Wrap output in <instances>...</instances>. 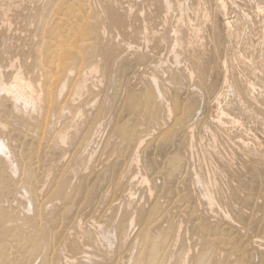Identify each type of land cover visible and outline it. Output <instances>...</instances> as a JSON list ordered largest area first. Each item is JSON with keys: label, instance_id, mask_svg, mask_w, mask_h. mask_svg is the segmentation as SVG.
Instances as JSON below:
<instances>
[{"label": "rangeland", "instance_id": "rangeland-1", "mask_svg": "<svg viewBox=\"0 0 264 264\" xmlns=\"http://www.w3.org/2000/svg\"><path fill=\"white\" fill-rule=\"evenodd\" d=\"M44 1L45 0H42V1L41 0L39 1L38 0H35V1L34 0H0V26L2 25V27H0V73L4 75V78L6 79V81H10L13 75L12 73H14L21 66L20 69L23 72L26 79L29 80L30 78V81L33 82L35 86L39 85L41 86L42 89L46 87L44 89V92L47 90V92H45V95H44V105H43V110L41 114H37L33 112L18 113L14 111L13 103L10 101V99H8L4 95L0 97V107L2 106L0 108V125L3 123V125L0 126L1 127L0 128V138L4 139L7 146L9 145L8 148L9 147L11 148V149L9 148V150L13 154L12 163L15 164L14 167L16 169V171H13L12 168H10L11 167L10 163L5 159V157L0 155V168L3 169V171L2 169H0L2 172V173L0 172V179H2V181L0 180V182H2V184L0 183V188H1L0 189L1 190L0 191V217H1L0 221L2 220L0 222V228H1L0 232L2 234V236L0 234V238L2 240L4 239L3 241L0 239V244H1L0 248L2 249L5 246L4 249H6L8 246H10L8 247V249H6V251L5 250L2 251L0 249L1 255H3L2 253H4V251L8 252V253H4L5 257L0 256V258L2 257L6 258V256H8L6 258L7 262L6 260L2 258L0 259L1 260L0 264H2L3 261H4V264H11V262L9 263L10 259L13 260L12 264H22V263L23 264L24 263H27V264H46V263L47 264H50V263L51 264H150V263L151 264H264V241H263L264 240V218H263L264 217V196H263L264 195V108H263L264 107V87H263L264 81H261V80H264V0H224L226 4V8H227L226 19L230 21L231 23L229 29H227V27L225 26V21H226L224 19L225 16L223 13H221L218 7V4H217L218 0H192V1L186 0V2L185 0H179L181 2H185L186 7H190L191 9L187 11V13L185 14L184 20L182 21V23L178 21L179 17L181 16L180 10L177 8L178 0H169L170 2L173 3V9L171 10H168L167 6L164 5L166 4L165 3L166 0L165 1L164 0H157V1L154 0L153 1L154 3L152 2V0L151 1L150 0H142V1L137 0V2L136 0L135 1L132 0L131 2L130 0L129 2L128 0H109V1L106 0L108 2H105V0H102V1H99V0H74V1L70 0V2H74L72 6L69 5L71 4L69 3V0H65L64 2L63 0H59L58 5H55L56 3H58L56 2L58 0H48L45 3ZM83 1L84 3H87L84 5L89 6V7L84 6ZM96 1H98L97 2L98 4H95ZM43 3L45 4V6L43 5ZM130 3L131 5H129ZM93 4H95V7H93L94 6ZM216 5L217 7L215 8ZM129 6L130 8L128 9ZM131 6L133 8H131ZM141 6L143 9L141 8ZM202 6H204V8L207 9L210 19L209 18L205 19L202 13L198 12V9L199 8L202 9ZM56 8H58V10ZM101 9L102 11H100ZM112 9H114L115 11L114 10L111 11ZM90 10H92V12ZM118 10H120L119 11L120 13L118 12ZM123 10H126L124 11L125 15L122 12ZM95 11L97 15L94 13ZM8 12L11 14H9ZM41 12H44V13H41ZM109 12L110 13L113 12L112 13L113 15L109 14ZM165 12L166 13L168 12V14H166ZM176 12L179 14H176ZM151 13L153 16L151 15ZM154 13L156 14L155 16H154ZM217 13H219V15H217ZM43 14H45L46 16ZM84 14L85 16H83ZM107 14L110 15L111 17L113 16V18H111ZM128 15L131 16L132 20ZM222 16L224 17L222 18ZM34 17L39 19L38 20L39 22H37V19H35ZM54 17H57V18L55 19ZM74 17L75 18L77 17V18L75 19ZM86 17L87 19L85 20ZM117 17L121 21L117 20ZM29 18L30 20H33V21H30ZM42 18H44L45 21ZM126 18H129V19L126 20ZM161 18H162V21H159L161 20ZM166 18L169 21H167ZM27 19L33 24L30 23ZM91 19H94V20H91ZM110 19H114V20H111L110 22ZM139 19L141 20L140 22H139ZM97 21L99 22L97 23ZM129 21H130V24H127ZM23 22L24 23L26 22V23L23 24ZM27 22H29L30 24L27 25ZM35 22H37L38 24L40 23V25L42 23V29H41V26H39L36 23L38 26L37 28ZM80 22L82 23L84 22L85 24L83 25ZM91 22L93 24H95L96 22L97 24L93 25ZM107 22L110 24H108ZM118 22H121L124 26L127 27V29L130 26L131 31L133 30V32H130L129 29L126 32V27H124L121 23L118 24ZM101 23L103 24L101 25ZM104 23L105 24L107 23L108 25L106 24L107 25L106 26ZM131 23H134L137 26L138 25L139 26L136 27V25L134 24L131 25ZM50 24H51V27L49 26ZM57 24L59 25V28ZM81 24L83 25L84 28L80 26ZM171 24H172V27L170 26ZM29 25H30V28H29ZM46 25L47 27H50L52 29L50 30L49 28L46 27ZM77 25H78V29H77ZM89 25H92V26H89ZM104 25L106 26L105 28H104ZM118 25H120V27H118L117 29L116 27ZM98 27L99 28L101 27V29H99ZM149 27L151 28V30ZM215 27L217 29H215ZM36 28L37 30L35 31L36 33H34L35 34L34 36L33 34L34 31L32 30L33 29L35 30ZM79 28L81 29V31L84 29L83 32H81ZM142 28H144L145 33L149 32V35L143 33L144 30H142ZM170 28H173V29L171 30ZM26 29L27 30L32 29L31 34H29L28 32L30 30L27 31ZM90 29H91V32H90ZM105 29H108V31ZM115 29H117L118 31H116ZM77 30L78 32H76ZM101 30L102 32H100ZM195 30H200V35H199L200 37H197ZM210 30H212L213 32H211ZM69 31L71 32L68 33ZM189 31H191L192 33ZM215 31H217L218 35L216 34ZM92 32H95L96 34ZM112 32H114L115 35ZM138 32L140 33L138 34ZM205 32L207 35L205 34ZM226 32H228V34ZM27 33L28 35H30V36L27 35L29 39L26 36ZM76 33L78 34L76 36L77 38L75 37ZM121 33L123 35H121ZM93 34H94V37H93ZM135 34H138L139 36L138 35L135 36ZM155 34L157 36H155ZM169 34L171 35V38ZM31 35L34 38H32ZM111 35H112V38L114 37L113 39L115 43L114 41L110 40L112 39ZM140 35L141 37L142 36L143 37L141 38ZM190 35L191 37H189ZM22 36H23V39H22ZM86 36H88V38L90 36V39L86 38ZM102 36H103V40H102ZM153 36L155 37L153 38ZM64 37H68V38L64 39ZM74 37L75 39H73ZM176 37L181 40L180 41L182 42L181 45H176L174 41L177 39ZM152 38L154 40H152ZM172 38L174 39L173 41L171 40ZM24 39L27 40V41L25 40V44H24ZM61 39H63V41ZM41 40L44 41L43 42L44 44L40 42ZM59 40H60V43L58 42ZM89 40H91V42ZM99 40H101L102 42L98 43L100 42ZM141 40L143 42V45H142V42H139ZM188 40L189 42H187ZM61 41L63 43H61ZM84 41L87 43H84ZM227 41L229 42V44ZM36 42L40 44L39 47L36 44ZM65 42L67 43L70 42L69 44H73L75 42L73 45L76 44L77 50L75 47H74L75 49L72 48L73 45H69L72 48L71 49L70 47L67 46L68 44ZM92 42H93V45L91 44ZM116 42L118 43L120 47L117 45H114V44H117ZM58 43L59 45L60 44L61 45L57 46ZM189 43H195V45L193 44V46L189 47ZM64 44H66L69 50L67 47H66L67 48L66 50V48L62 46ZM83 44L85 45L82 46ZM98 44H100L101 46ZM107 44L109 47L107 46ZM31 45H32V48H30L29 50V47H31ZM95 45L97 47L96 50L94 49ZM87 46L88 47L90 46L92 48H87ZM58 47H62L61 51L63 53L60 51ZM133 48L134 49L136 48V50H134ZM225 48H227L226 51H225ZM78 49L80 52L78 51ZM210 49L214 50L213 51L214 53H212ZM28 50L31 51L29 55H28L29 53ZM97 50L99 53L97 52ZM86 51H88L87 52L88 54L86 53ZM73 52H76V54ZM220 52H221V55L219 54ZM54 53L55 54L57 53V54L55 55ZM65 53H68V54H65ZM216 53H217V56H216ZM42 54L44 58L40 59V55L42 57ZM58 54L62 55V58L60 56V59H59ZM85 54H87V56L91 55L92 58L91 56L87 57ZM94 54L95 55L99 54L100 56L97 55L98 56L97 57V56H94ZM76 55L77 56L80 55V58L79 57L75 58L77 57ZM24 56L25 58H23ZM52 56L56 60L52 59L53 58ZM72 56L74 58H72ZM209 56L211 58H209ZM95 57L97 60L93 59ZM99 57H101V60L99 61L100 63L102 62L101 64L98 63V59H100ZM208 58L212 61L210 60L207 61ZM67 59H69V61ZM49 60L52 61L51 62L52 64L54 63V61L56 63L57 60L58 61L62 60L61 62H59L60 63L59 66H61V70L58 71V69L60 68L56 69V67H58L56 66L57 64L51 65ZM87 60H90V61L87 63ZM94 61L98 63L97 66L95 65L96 63ZM157 61H159L158 66H157ZM22 63L24 67L22 66ZM49 63L50 65H48ZM14 64L17 66L15 67ZM35 64L37 67L35 66ZM79 64L82 65V67L85 66L84 70L83 68H82V71L80 70L81 68ZM84 64H87V66ZM89 64L90 65L94 64L96 66L95 68H99L97 69L96 74L90 75L91 70H92L91 68H94V67L92 65L91 67L88 66ZM41 66L44 68H42ZM53 66L55 67V69L53 68ZM31 67L32 69L33 68L34 69L32 70ZM45 67L47 70L50 69L49 70L50 74L47 73L49 71L44 70ZM77 67L79 68L80 71L77 70L78 69ZM101 67L103 68V70ZM261 68H263V71ZM86 69L89 71H86ZM206 69L208 72H206ZM28 71H30L29 72L30 75L28 74ZM41 71H43V74ZM54 71L56 72V74ZM61 71H63L64 74ZM216 71L218 73H216ZM78 72L79 74H77ZM44 73L46 74L44 75ZM51 73L54 75H52ZM205 74L207 75L209 74V75L207 76ZM212 74L214 75V79L212 78L213 77ZM48 75L50 76L52 75V77L57 76L58 78L65 75L63 76L65 78L62 77L63 79L60 78L61 80L58 79L57 77H54V79L52 77L47 78ZM77 75L79 77H77ZM104 75L105 77H103ZM32 76H33V79H32ZM174 76H175V79H174ZM39 77H41L42 79L41 78L39 79ZM55 78L58 79V81L55 80ZM77 78L78 80H76ZM84 78L87 79L85 80V82L83 80ZM109 79H110V82H108ZM157 79H159L160 82H158L159 80ZM40 80H41V83H40ZM103 80H104V83H103ZM74 81L76 82V84ZM99 81L101 82L99 83ZM154 81H155V84H154ZM49 82L51 85L49 84ZM73 83H74V89H73V86H71V84L73 85ZM142 83L144 84V86ZM249 83L250 85H248ZM48 84L50 87L51 86L53 87L54 85L53 90L55 89V91H53L52 89L49 90L48 88L50 87L47 86ZM43 85H46V86L43 87ZM82 85H85V88H82ZM93 85L96 87H94ZM157 87L159 88L157 89ZM145 88L147 89L146 91H144ZM69 90H70V93H72V94L69 93L70 96L68 94ZM50 91H52L53 93H51ZM206 91H208V93ZM61 92H62V95H61ZM63 93L65 94L63 95ZM46 94L47 96L49 95L50 96L47 97ZM51 94H53V96ZM139 94L142 95L140 97L144 98V100H141V98L138 96ZM181 94H184V95H181ZM68 96H69V99H68ZM132 96H134V98ZM178 96H179V99H178ZM51 97H53V99L56 98L54 99L55 102L53 101ZM149 97L150 99H152L151 101ZM154 97H155V100L153 101ZM129 98H131L130 101H129ZM45 99H47L48 101H46ZM125 99H126V104L124 102ZM146 99H149V100H146ZM172 99L174 100L172 101ZM176 99H178V102ZM62 100L64 103H62ZM256 100L258 102H256ZM51 101L53 102V106H55L54 108L53 106L49 105V103L52 104ZM113 101L114 102L118 101V102L114 103ZM123 102L124 104H122ZM151 102H155V103L153 104ZM46 103L48 104V106H46L47 105ZM90 103L93 105H91ZM110 103L114 105H111ZM139 103H141L140 106H139ZM191 103L193 105H191ZM8 104H9V107H8ZM54 104H57V105H54ZM151 104H153V106ZM178 104H180V106ZM183 104L185 106H183ZM157 105L159 107H157ZM163 105L166 107H164ZM176 105L181 107V109H176L177 108ZM194 105L196 106V108ZM141 106L142 107L144 106L143 109H145V112L143 109H139V108H142ZM7 107L8 109H6ZM103 107L104 109H102ZM184 107L185 108L188 107L187 108L188 110L185 109L186 112L184 110ZM60 108L61 110L58 111V109ZM174 108H175V111H174ZM191 108L192 110H190ZM101 109H102V112H101ZM10 110L13 111V113L10 114L11 112ZM63 110L64 111L67 110V111L61 113L60 111H63ZM1 111H2V114H1ZM50 111L52 112L56 111L57 113L54 112L53 114ZM149 111L152 113H149ZM3 112L5 114L9 112L8 113L9 115L7 114L8 115L7 117L9 118H6V115L3 114ZM47 112L50 113V115ZM79 112L80 114H78ZM179 112L181 113L183 112L184 114L182 113L181 114L182 116H180ZM14 113H16V115L18 114L17 115L18 117ZM44 113L45 115L47 113L48 116H44ZM168 114L169 115L174 114V115L169 116ZM186 114L187 115L189 114V115L187 116ZM57 115H58V118H57ZM117 115H120V117H118ZM129 115L130 117H128ZM44 117H47L49 120L47 121L46 120L47 118H44ZM150 117L152 118L151 120H150ZM17 118H19L18 122H17ZM148 118H149V121L146 120ZM21 119L22 121H20ZM232 119L238 120L239 123L235 124ZM116 120L118 121V123H116L117 122ZM180 120L182 121V123H180L181 122ZM23 121L25 122L23 123ZM44 121L45 123L43 125ZM96 121L98 122L97 124H95ZM123 122L124 124L125 123L126 124L124 125ZM75 123H76V126H75ZM133 123H136V124H133ZM6 125L7 127H5ZM114 126H116V128ZM126 126H128V129H126L127 128ZM129 126L131 127V129H133L132 131H130L131 129H129ZM44 127L47 128L46 129L47 131L46 130L42 131L44 130ZM28 128L30 129V131H28L29 130ZM65 130H67L68 132L71 131L72 133L71 132L69 133L68 141L66 143L61 144L62 141H60L59 136ZM5 131H7L9 134L7 135V132ZM41 131L47 132V133L42 134ZM2 132L3 133L5 132V134H3ZM34 132H36L35 134H37L38 132L39 133L36 136ZM40 132H41V135H39ZM56 132L57 134H55ZM129 132H131V134ZM135 132H137V135ZM77 134H80V135H77ZM125 134H127L129 138ZM131 135H133V137ZM160 135H163V136H160ZM17 137L19 138L18 140L20 143L17 141L16 142L19 143L20 145L19 144L17 145V143L15 142V140H17L16 139ZM55 140L57 142H55ZM117 140L119 143L117 142ZM34 141H36V143ZM80 141H81V145H80ZM109 141H111V143ZM124 141H126V143ZM214 141H215V144H214ZM31 142H33L34 144H31ZM37 143L39 147H37ZM25 144H27L29 148H27V145ZM21 145L23 146L22 148H21ZM30 145L35 147V149L32 147L30 148ZM201 146H202V150L200 148ZM210 147H212L215 151ZM25 148L28 152L25 151ZM195 148H197V151ZM37 149L38 151H40L39 153ZM211 149L212 151H210ZM23 152H25V154L27 153L26 154L27 156ZM135 152L136 153L138 152L137 155ZM204 152L206 154H204ZM37 153L39 155H37ZM172 153L173 154L175 153V156ZM248 153L250 154V156ZM23 155H25L24 156L25 159H23ZM30 155L31 156L33 155L32 157H35V158H33L32 160L31 159L32 157ZM178 155H179V158L177 157ZM182 155L186 156L187 158ZM199 155H200V158H199ZM20 156H22V158ZM27 157L30 158L28 159V162H27ZM250 157H252L253 159L251 160ZM176 158H178V161ZM21 161L22 162L24 161L23 164H20ZM174 161L176 162V164ZM209 162H211V164H209ZM246 162H249V163H246ZM251 162L255 163L256 166L254 164H251ZM27 163L30 169L28 168ZM29 163H32V164L40 163V164L38 165L34 164L35 166L31 165L33 167V170H32ZM219 164L222 167H220ZM24 165H26L25 167L28 169H26ZM44 165L45 167H43ZM151 165L153 167L155 165L154 169ZM211 165L215 166V169H213L212 171H211L212 169ZM252 165L255 168L257 167L259 171L258 169H255ZM260 165H263V166H260ZM35 167H38V168H35ZM156 167L159 168L158 169L159 171L157 170ZM216 167L218 168V171L216 170ZM24 168L26 170H24ZM226 169H228L229 172L228 170L226 171ZM23 170L24 172L25 171L26 172L24 173ZM30 170H31V173H30ZM160 170L162 172H160ZM215 170L218 174H221V172H223L224 170L222 174L224 175L223 177H225L226 180L221 179L223 178L222 176L221 178L220 176L218 177L219 186L217 185L216 188L218 189L217 190L215 189V192L217 191L216 198H217L218 206L215 205L216 207L214 206L213 208H211L210 206H208L209 205L208 202L204 198H202L201 188L196 182L198 181L199 178H204V177L206 178L208 174L212 173ZM33 172L36 175L34 178H32L34 175ZM225 172L227 173L226 175H225ZM230 172L232 175L230 174ZM21 173L22 174L24 173L25 176L22 177ZM155 173L157 174L160 173V174L157 175ZM167 173L168 174L170 173V174L168 175ZM126 176L127 178H124ZM144 176L147 177L149 180L151 179V181H149V183L144 182L142 180ZM152 176L154 178H152ZM162 176H164V179L162 178ZM226 176L228 179L226 178ZM19 177H21L22 180H20ZM25 177H28V178L26 179ZM12 178H13V181H12ZM4 179H7V180H4ZM36 179L39 183L36 181ZM34 180H35V184H33ZM10 181L13 184L12 183L10 184ZM4 182L6 183V186L8 185V187L5 186ZM89 185L91 186V188ZM12 186H14L15 188H13ZM36 187H37V191L35 190ZM87 188L88 190H90L89 193H87L88 192ZM60 190L62 192H60L59 194ZM198 190L200 193L197 192ZM226 191H228L229 196L227 195ZM35 193H37L36 194L37 196H35ZM4 194L6 195L4 196ZM128 194H130L132 197H130V195ZM241 195H244V196H241ZM37 197L38 199H36ZM225 197H226L227 202L225 201ZM245 199H247L246 200V202L248 201L247 203L245 202ZM29 201L32 203V208H30ZM235 203H237L238 205H236ZM142 207L145 208L144 210H147L148 212L144 211ZM67 208H68V211L66 210ZM11 209L13 212L10 213ZM38 209H41V214H39L40 210ZM72 211H75V212L73 213ZM143 211L145 213H143ZM251 214H252V217H251ZM9 215L10 216L12 215V216L9 217ZM16 215H19L20 217ZM57 215L59 216V218ZM226 215L228 217H226ZM15 216L18 218L20 222L17 220ZM38 216L39 217L41 216V219ZM151 218L155 219V220L153 219L154 222L152 221ZM46 219L50 224L48 223L46 224L47 222ZM150 219H151V222L153 223L150 222ZM244 219H246V221ZM24 220L25 221L27 220L29 223L25 222ZM26 223L30 225L28 224L26 225ZM39 226H42L44 228L43 229L42 227L39 228ZM77 226L78 228L79 226L80 228L82 227V229L80 228L78 229ZM39 230L41 232H39ZM71 230L73 232L75 230L77 234L75 232L73 233ZM30 231L31 233L33 231L32 235H29ZM83 231L87 234V236ZM71 232H72V237L70 234ZM145 232L147 233L149 232V233L146 234ZM106 233L108 235H105ZM36 234H38L40 238H38L39 236ZM13 236H14V239H13ZM15 237L18 238L20 242L18 239H15ZM5 238L7 240L9 239L8 240L9 242L12 239L13 241H11L10 242L11 244H10ZM26 239L27 240L30 239V240L27 241ZM5 240L8 246L6 245ZM35 240L39 241L40 243L36 242ZM53 240L55 241L53 242ZM152 240H154V243L156 245L153 244ZM26 242L28 246L30 245L28 248H27ZM11 245L14 247H11ZM53 245L55 248H53ZM158 246L161 248V250L158 249L159 248ZM11 248L12 249L14 248V249L12 250ZM26 248L29 250H27ZM251 248L253 249V251ZM30 249L32 251L36 250V252L32 253ZM53 249H55V252H53L55 254L52 253ZM11 250H12V253H10ZM10 254L12 256L14 255L15 257L11 256L10 258ZM66 259H68L69 261Z\"/></svg>", "mask_w": 264, "mask_h": 264}, {"label": "bare ground", "instance_id": "bare-ground-1", "mask_svg": "<svg viewBox=\"0 0 264 264\" xmlns=\"http://www.w3.org/2000/svg\"><path fill=\"white\" fill-rule=\"evenodd\" d=\"M34 1H35V0H34ZM38 1H39V0H38ZM41 1H42V0H41ZM47 1H48V0H45L44 3L47 2ZM64 1H65V0H63V2H64ZM73 1H74V0H73ZM99 1H102V0H99ZM108 1H109V0H108ZM108 1L105 0V2H108ZM131 1H132V0H130V2H131ZM133 1H135V0H133ZM138 1H139V0H138ZM141 1H142V0H141ZM150 1H151V0H150ZM153 1H154V0H152V2H153ZM156 1H157V0H156ZM164 1H165V0H164ZM164 1H163V2H164ZM191 1H192V0H191ZM23 2H24V1H23ZM56 2H58V3H56L55 5H58V4H59V0L56 1ZM66 2H67V1H66ZM89 2H90V1H89ZM97 2H98V1H96V3H95V2H94V3H95V4H98ZM128 2H129V0H128ZM136 2H137V0H136ZM152 2H151V4H152ZM176 2H177V1H176ZM185 2H186V0H185ZM185 2H181V1L178 0V7H177V8L180 10V15H181V16L179 17V20H178V21L181 22V23H182V21L184 20V16H185V14L187 13V11L191 10L190 7H186ZM187 2H188V1H187ZM216 2H217V1H216ZM44 3H43V5L45 6ZM69 3H71V4H69L70 6H72V4H74V2H70V0H69ZM133 3H134V2H133ZM153 3H154V2H153ZM165 3H166V4H164V5L167 6V9H168V10L173 9V3H172V2H170L169 0H166ZM200 3H201V2H200ZM23 4H24V3H23ZM39 4H40V3H39ZM39 4H38V5H39ZM52 4H54V3H52ZM64 4H65V3H64ZM84 4H87V3H84V1H83V5H84ZM88 4H90V3H88ZM95 4H93V5H94L93 7H95ZM107 4H108V3H107ZM143 4H144V3H143ZM217 4H218V7H219L221 13H223L224 16H225V18H224V19L226 20V21H225V26L227 27V29H229L231 23H230V21H228V20L226 19V16H227V8H226V4H225L224 0H218V3H217ZM129 5H131V3H130ZM153 5H154V4H153ZM153 5H152V6H153ZM187 5H188V4H187ZM39 6H40V5H39ZM39 6H38V7H39ZM41 6H42V5H41ZM84 6H86V5H84ZM91 6H92V5H91ZM91 6H90V7H91ZM98 6H99V5H98ZM119 6H120V5H119ZM145 6H146V5H145ZM166 6H164V7H166ZM207 6H208V5H207ZM46 7H47V5H46ZM55 7H56V6H55ZM55 7H54V8H55ZM82 7H83V6H82ZM86 7H89V6H86ZM86 7H85V8H86ZM193 7H194V6H193ZM216 7H217V5L215 6V8H216ZM15 8H16V7H15ZM21 8H22V7H21ZM43 8H44V7H43ZM43 8H42V9H43ZM50 8H51V7H50ZM54 8H53V9H54ZM59 8H61V7H59ZM69 8H70V7H69ZM104 8H105V7H104ZM111 8H112V7H111ZM116 8H117V7H116ZM129 8H130V6L128 7V9H129ZM131 8H133V7L131 6ZM141 8H142V6H141ZM197 8H198V7H197ZM56 9L58 10V8H56ZM105 9H106V8H105ZM142 9H143V8H142ZM167 9H166V10H167ZM18 10H19V9H18ZM39 10H40V9H39ZM57 10H56V11H57ZM69 10H70V9H69ZM92 10H93V9H92ZM92 10H90V11L92 12ZM95 10H96V9H95ZM113 10H114V9H112L111 11H113ZM133 10H134V9H133ZM96 11H97V10H96ZM96 11H95L94 13L97 15ZM100 11H102V9H101ZM109 11H110V10H109ZM114 11H115V10H114ZM116 11H117V10H116ZM119 11H120V10H118V12H119ZM124 11H126V10H123V11H122V12L124 13V15H125V12H124ZM128 11H129V10H128ZM220 11H218V12H220ZM26 12H27V11H26ZM33 12H34V11H33ZM39 12H40V11H39ZM45 12H46V11H45ZM81 12H82V11H81ZM134 12H135V11H134ZM148 12H149V11H148ZM152 12H153V11H152ZM198 12H201L202 15H203V17H204L205 19H208V18H209L208 11H207L206 8H204V6H202V9L199 8V9H198ZM214 12H215V11H214ZM8 13H9V12H8ZM41 13H44V12H41ZM52 13H53V12H52ZM56 13H57V12H56ZM89 13H90V12H89ZM89 13H88V14H89ZM112 13H113V12H111V13L109 12V14L113 15ZM119 13H120V12H119ZM165 13H166V12H165ZM170 13H171V12H170ZM209 13H210V12H209ZM6 14H7V13H6ZM9 14H11V13H9ZM34 14H35V13H34ZM67 14H68V13H67ZM135 14H136V13H135ZM139 14H141V13H139ZM142 14H143V12H142ZM166 14H168V12H167ZM176 14H179V13L176 12ZM176 14H175V15H176ZM7 15H8V14H7ZM43 15H45V14H43ZM43 15H42V16H43ZM75 15H76V14H75ZM89 15H90V14H89ZM107 15H108V14H107ZM116 15H118V14H116ZM121 15H122V14H121ZM130 15H131V14H130ZM151 15H152V13H151ZM155 15H156V14L154 13V16H155ZM164 15H165V14H164ZM164 15H163V16H164ZM193 15H194V14H193ZM217 15H219V13H217ZM4 16H5V15H4ZM32 16H33V15H32ZM35 16H37V15H35ZM40 16H41V15H40ZM45 16H46V15H45ZM45 16H44V17H45ZM61 16H62V15H61ZM83 16H85V14H84ZM87 16H88V15H87ZM108 16H110V15H108ZM128 16H129V15H128ZM140 16H141V15H140ZM149 16H150V15H149ZM152 16H153V15H152ZM163 16H162V18H163ZM196 16H197V14H196ZM224 16H222V18H223ZM38 17H39V16H38ZM110 17H111V16H110ZM129 17L131 18V16H129ZM138 17H139V15H138ZM150 17H151V16H150ZM214 17H215V16H214ZM217 17H218V16H217ZM34 18L37 19L36 17H34ZM54 18L56 19L57 17H54ZM74 18H75V17H74ZM76 18H77V17H76ZM76 18H75V19H76ZM111 18H113V16H112ZM115 18H116V17H115ZM141 18H142V17H141ZM153 18H155V17H153ZM162 18H161V20H159V21H162ZM173 18H174V17H173ZM191 18H192V17H191ZM19 19H20V17H19ZM21 19H22V18H21ZM25 19H26V18H25ZM35 19H34V20H35ZM42 19H44V18H42ZM55 19H54V20H55ZM64 19H65V18H64ZM86 19H87V17L85 18V20H86ZM95 19H96V18H95ZM108 19H109V17H108ZM124 19H125V18H124ZM127 19H129V18H126V20H127ZM143 19H144V17H143ZM143 19H142V20H143ZM164 19H165V17H164ZM166 19H167V18H166ZM202 19H203V18H202ZM209 19H210V18H209ZM217 19H218V18H217ZM27 20H28V19H27ZM29 20H30V18H29ZM29 20H28V21H29ZM38 20H39V19H37V22H39ZM40 20H41V19H40ZM72 20H73V19H72ZM91 20H94V19H91ZM91 20H90V21H91ZM111 20H114V19H110V22H111ZM117 20H119L118 17H117ZM117 20H116V22H117ZM131 20H132V18H131ZM151 20H152V19H151ZM151 20H150V21H151ZM9 21H10V20H9ZM9 21H8V22H9ZM19 21H20V20H19ZM30 21H33V20H30ZM30 21H29V22H30ZM35 21H36V20H35ZM42 21H43V20H42ZM44 21H45V19H44ZM90 21H89V22H90ZM108 21H109V20H108ZM119 21H121V20H119ZM140 21H141V20L139 19V22H140ZM148 21H149V20H148ZM164 21H166V20H164ZM164 21H163V22H164ZM167 21H169V20L167 19ZM173 21H174V20H173ZM187 21H188V20H187ZM192 21H193V20H192ZM207 21H208V20H207ZM6 22H7V21H6ZM29 22H27V25L30 24V23H32V22H30V23H29ZM37 22H35V24H36ZM47 22H48V21H47ZM69 22H70V21H69ZM89 22H88V23H89ZM92 22H93V21H92ZM92 22H91V23H92ZM98 22H99V21H97V23H98ZM131 22H132V21H131ZM143 22H144V21H143ZM151 22H152V21H151ZM163 22H162V23H163ZM171 22H172V21H171ZM188 22H189V21H188ZM197 22H198V21H197ZM10 23H11V22H10ZM25 23H26V22H25ZM25 23L23 22V24H25ZM53 23H54V22H53ZM70 23H71V22H70ZM80 23H82V22H80ZM88 23H87V24H88ZM97 23L95 22V24H97ZM107 23H108V22H107ZM107 23H106V24H107ZM113 23H115V22H113ZM120 23H121V22H118V24H120ZM125 23H126V22H125ZM134 23H135V22H134ZM134 23H131V25L134 24ZM156 23H157V22H156ZM199 23H200V22H199ZM205 23H206V22H205ZM216 23H217V22H216ZM216 23H215V24H216ZM32 24H33V23H32ZM32 24H31V25H32ZM35 24H34V25H35ZM37 24H38V23H37ZM37 24H36V26H37ZM43 24H44V23H43ZM61 24H62V22H61ZM82 24L84 25L85 23L83 22ZM82 24L80 25L81 27H83ZM92 24H93V23H92ZM95 24H93V25H95ZM102 24H103V23H101V25H102ZM104 24H105V23H104ZM106 24H105V25H106ZM108 24H110V23H108ZM108 24H107V25H108ZM116 24H117V23H116ZM116 24H115V25H116ZM121 24H122V23H121ZM127 24H130V21H129ZM127 24H126V25H127ZM137 24H138V23H137ZM144 24H145V23H144ZM144 24H143V25H144ZM165 24H167V23H165ZM184 24H185V23H184ZM34 25H33V26H34ZM38 25L41 26V29H42V23H41V25H40V23H39ZM44 25H45V24H44ZM57 25H58V24H57ZM105 25H104V28L107 26V25H106V26H105ZM111 25H112V24H111ZM122 25H123V24H122ZM122 25H121V26H122ZM134 25H136V24H134ZM140 25H141V24H140ZM168 25H169V24H168ZM7 26H8V25H7ZM49 26L51 27V24H50ZM52 26H53V24H52ZM89 26H92V25H89ZM109 26H110V25H109ZM109 26H108V27H109ZM123 26H124V25H123ZM128 26H129V25H128ZM138 26H139V25H138ZM138 26L136 25V27H138ZM146 26H148V25H146ZM150 26H151V25H150ZM170 26L172 27V24H171ZM189 26H190V25H189ZM195 26H196V25H195ZM200 26H201V25H200ZM202 26H203V25H202ZM216 26H217V25H216ZM0 27H2V25H1ZM9 27H10V26H9ZM11 27H12V25H11ZM18 27H19V26H18ZM27 27H28V26H27ZM31 27H32V26H31ZM46 27H47V25H46ZM50 27H47V28H49V29L51 30L52 28H50ZM71 27H72V26H71ZM118 27H120V25H118L116 28L118 29ZM124 27H126V26H124ZM143 27H144V26H143ZM176 27H177V26H176ZM198 27H199V26H198ZM29 28H30V25H29ZM37 28H38V26H37ZM37 28H36L35 30H34V29H33V30L31 29L32 31H34L33 34L36 33L35 31L37 30ZM58 28H59V25H58ZM83 28H84V27H83ZM88 28H90V27H88ZM88 28H87V29H88ZM91 28H92V27H91ZM98 28H99V27H98ZM102 28H103V27H102ZM140 28H141V27H140ZM145 28H146V27H145ZM147 28H148V27H147ZM149 28H150V27H149ZM190 28H191V27H190ZM196 28H197V27H196ZM39 29H40V28H39ZM43 29H44V28H43ZM45 29H46V28H45ZM49 29H48V30H49ZM56 29H57V28H56ZM77 29H78V25H77ZM79 29H80V28H79ZM99 29H101V27H100ZM117 29H115V30L118 31ZM123 29H124V28H123ZM128 29H129L130 32H133V30L131 31L130 26H129ZM128 29H127V27H126V32H127ZM135 29H136V28H135ZM170 29L172 30L173 28H170ZM198 29H199V28H198ZM213 29H214V28H213ZM215 29H217V28L215 27ZM232 29H233V28H232ZM9 30H11V29H9ZM26 30H27V29H26ZM28 30H30V29H28ZM28 30H27V31H28ZM31 30L28 31L29 34H31V32H32ZM48 30H47V31H48ZM75 30H76V29H75ZM83 30H84V29H83ZM83 30L81 31V29H80L81 32H83ZM95 30H97V29H95ZM105 30L108 31V29H105ZM112 30H113V29H112ZM115 30H114V31H115ZM120 30H122V29H120ZM142 30H144V28H142ZM142 30H141V31H142ZM150 30H151V28H150ZM152 30H153V28H152ZM166 30H167V29H166ZM93 31H94V30H93ZM103 31H104V30H103ZM116 31H115V32H116ZM147 31H148V30H147ZM175 31H176V30H175ZM210 31L213 32L212 30H210ZM18 32H19V31H18ZM20 32H21V31H20ZM23 32H24V31H23ZM25 32H26V31H25ZM38 32H39V31H38ZM57 32H58V31H57ZM70 32H71V31H69L68 33H70ZM76 32H78V30H77ZM90 32H91V29H90ZM100 32H102V30H101ZM110 32H111V31H110ZM154 32H155V30H154ZM154 32H152V33H154ZM189 32H191V31H189ZM193 32H194V31H193ZM202 32H203V31H202ZM208 32H209V31H208ZM211 32H210V33H211ZM215 32H216V34H217V31H215ZM45 33H46V32H45ZM60 33H61V32H60ZM64 33H65V32H64ZM74 33H75V32H74ZM92 33L96 34L95 32H92ZM112 33L114 34V32H112ZM118 33H119V32H118ZM139 33H140V32H138V34H139ZM143 33H145V30L143 31ZM161 33H162V32H161ZM161 33H160V34H161ZM165 33H166V32H165ZM172 33H173V32H172ZM191 33H192V32H191ZM195 33H196L197 37H200V36H199V35H200V30H195ZM226 33L228 34V32H226ZM231 33H232V32H231ZM33 34H32V35H33ZM41 34H42V33H41ZM46 34H47V33H46ZM56 34H57V33H56ZM72 34H73V33H72ZM88 34H89V33H88ZM94 34H93V37H94ZM116 34H117V33H116ZM138 34H135V36H137ZM145 34L149 35V32H148V33H145ZM174 34H175V33H174ZM178 34H179V33H178ZM205 34H206V32H205ZM16 35H17V34H16ZM27 35H28V33L26 34V36H27ZM32 35H31V36H32ZM43 35H45V34H43ZM61 35H62V34H61ZM77 35H78V34L76 33V34H75V37H76ZM80 35H81V34H80ZM80 35H79V36H80ZM102 35H103V34H102ZM114 35H115V34H114ZM121 35H123V34L121 33ZM130 35H131V34H130ZM142 35H144V34H142ZM147 35H146V36H147ZM166 35H167V34H166ZM169 35H170V34H169ZM206 35H207V34H206ZM217 35H218V34H217ZM235 35H236V34H235ZM8 36H9V35H8ZM24 36H25V35H24ZM28 36H30V35H28ZM28 36H27V38L29 39ZM34 36H35V34H34ZM39 36H40V35H39ZM46 36H47V35H46ZM50 36H51V35H50ZM98 36H99V35H98ZM100 36H101V35H100ZM104 36H106V35H104ZM119 36H120V34H119ZM119 36H118V37H119ZM125 36H126V35H125ZM128 36H129V34H128ZM138 36H139V35H138ZM155 36H157V35L155 34ZM155 36H153V38H154ZM159 36H160V35H159ZM192 36H193V35H192ZM203 36H204V35H203ZM211 36H212V34H211ZM211 36H210V37H211ZM213 36H214V34H213ZM40 37H41V36H40ZM62 37H63V36H62ZM68 37H69V35H68ZM68 37H64V39H65V38H68ZM75 37H74L73 39H75ZM82 37H83V35H82ZM91 37H92V35H91ZM126 37H127V36H126ZM126 37H125V38H126ZM140 37H141V35H140ZM142 37H143V36H142ZM142 37H141V38H142ZM189 37H191V35H190ZM14 38H15V37H14ZM24 38H25V37H24ZM27 38H26V39H27ZM32 38H34V37L32 36ZM43 38H44V37H43ZM45 38H46V37H45ZM54 38H55V37H54ZM76 38H77V37H76ZM78 38H79V37H78ZM80 38H81V37H80ZM86 38H88V36H86ZM86 38H85V39H86ZM96 38H97V36H96ZM99 38H100V37H99ZM111 38H112V35H111ZM113 38H114V37H113ZM113 38L110 39V40L114 41ZM129 38H130V36H129ZM129 38H128V39H129ZM135 38H136V37H135ZM144 38H145V37H144ZM146 38H147V37H146ZM153 38H152V40H154ZM170 38H171V35H170ZM176 38H177V37H176ZM231 38H232V37H231ZM8 39H9V38H8ZM20 39H21V37H20ZM22 39H23V36H22ZM26 39H24V44H25V40H26ZM37 39H38V37H37ZM55 39H56V38H55ZM58 39H59V38H58ZM73 39H72V40H73ZM88 39H90V36H89ZM88 39H87V40H88ZM91 39H92V38H91ZM210 39H211V38H210ZM32 40H33V39H32ZM35 40H36V39H35ZM39 40H40V39H39ZM45 40H46V39H45ZM49 40H50V39H49ZM61 40L63 41V39H61ZM72 40H71V42H72ZM79 40H81V39H79ZM93 40H94V39H93ZM93 40H92V41H93ZM102 40H103V36H102ZM144 40H145V39H144ZM171 40L173 41L174 39L172 38ZM202 40H204V39H202ZM218 40H219V39H218ZM26 41H27V40H26ZM50 41H51V40H50ZM62 41H61V43H63ZM82 41H83V40H82ZM89 41L91 42V40H89ZM99 41H100V42H98V43H101V42H102L101 40H99ZM118 41H119V40H118ZM126 41H127V40H126ZM145 41H146V40H145ZM156 41H157V40H156ZM174 41H175L176 45H181V44H182V42H180L181 40L178 39V38H177L176 40H174ZM200 41H201V40H200ZM209 41H210V40H209ZM18 42H20V41H18ZM40 42L43 43L44 41L41 40ZM52 42H53V41H52ZM58 42L60 43V40H59ZM75 42H76V41H75ZM75 42H74V43H75ZM90 42H89V43H90ZM139 42H142V40L139 41ZM161 42H163V41H161ZM187 42H189V40H188ZM227 42H228V41H227ZM7 43H8V42H7ZM27 43H28V42H27ZM29 43H30V42H29ZM47 43H48V42H47ZM56 43H57V41H56ZM59 43H58V45H57V44H56V45H57V46H60L61 44L59 45ZM65 43H67V42H65ZM69 43H70V42H69ZM69 43H67V44H68V45H67L68 47H70L69 45H73V44H74V43H73V44H69ZM84 43H87V42L84 41ZM89 43H88V44H89ZM94 43H96V42H94ZM114 43H115V41H114ZM116 43H117V42H116ZM147 43H148V42H147ZM151 43H152V42H151ZM171 43H172V42H171ZM11 44H12V43H11ZM30 44H31V43H30ZM36 44H37L38 47H39L40 44H38L37 42H36ZM43 44H44V43H43ZM88 44H87V45H88ZM91 44L93 45V42H92ZM123 44H124V43H123ZM127 44H128V43H127ZM131 44H132V43H131ZM145 44H146V42H145ZM149 44H150V43H149ZM193 44L195 45V43H189V47L193 46ZM228 44H229V42H228ZM7 45H8V44H7ZM18 45H19V44H18ZM84 45H85V44H83L82 46H84ZM98 45H100V44H98ZM114 45L119 46L118 43H117V44H114ZM124 45H125V44H124ZM140 45H141V44H140ZM142 45H143V42H142ZM184 45H185V44H184ZM198 45H199V44H198ZM201 45H202V44H201ZM5 46H6V45H5ZM28 46H30V45H28ZM28 46H27V47H28ZM62 46H64L65 48L67 47L66 44H64V45H62ZM82 46H81V47H82ZM100 46H101V45H100ZM100 46H98V47H100ZM107 46H108V44H107ZM187 46H188V45H187ZM205 46H206V45H205ZM214 46H215V45H214ZM47 47H48V45H47ZM64 47H63V49H64ZM68 47H67V48H68ZM74 47H75L76 50H77L76 44L73 45L72 48H74ZM108 47H109V46H108ZM119 47H120V46H119ZM175 47H176V46H175ZM198 47H199V46H198ZM203 47H204V46H203ZM30 48H32V45H31V47H29V50H30ZM34 48H35V47H34ZM58 48L60 49V51L62 50V49H61L62 47H58ZM58 48H57V49H58ZM67 48H66V50H67ZM70 48H71V47H70ZM72 48H71V49H72ZM75 48H74V49H75ZM78 48H79V47H78ZM87 48H92V47H90V46L88 47V46H87ZM87 48H86V49H87ZM96 48H97V47H96V45H95V46H94V49L96 50ZM139 48H140V47H139ZM147 48H148V47H147ZM179 48H180V47H179ZM183 48H184V47H183ZM211 48H212V47H211ZM214 48H215V47H214ZM3 49H4V48H3ZM27 49H28V48H27ZM27 49H26V50H27ZM35 49H36V48H35ZM35 49H34V51H35ZM41 49H42V48H41ZM71 49H70V50H71ZM99 49H100V48H99ZM99 49H98V50H99ZM122 49H123V48H122ZM128 49H129V48H128ZM133 49H134V48H133ZM191 49H192V48H191ZM197 49H198V48H197ZM202 49H203V48H202ZM226 49H227V48H225V51H226ZM13 50H14V49H13ZM15 50H16V49H15ZM29 50H28V51H29ZM36 50H37V49H36ZM45 50H46V49H45ZM55 50H56V48H55ZM68 50H69V48H68ZM98 50H97V52H98ZM134 50H136V48H135ZM141 50H142V49H141ZM173 50H174V49H173ZM175 50H176V49H175ZM194 50H195V49H194ZM200 50H201V49H200ZM203 50H204V49H203ZM205 50H206V49H205ZM210 50H211V49H210ZM216 50H217V49H216ZM216 50H215V51H216ZM222 50H223V49H222ZM222 50H221V51H222ZM28 51H27V53H28ZM41 51H42V50H41ZM78 51H79V49H78ZM78 51H77V52H78ZM81 51H82V49H81ZM88 51H89V50H88ZM88 51H86V53H87ZM123 51H124V50H123ZM129 51H130V50H129ZM129 51H127V52H129ZM213 51H214V50H211L212 53H214ZM219 51H220V50H219ZM16 52H17V51H16ZM30 52H31V51H29L28 55L30 54ZM32 52H33V51H32ZM61 52H62V51H61ZM61 52H59V53H61ZM79 52H80V51H79ZM141 52H142V51H141ZM174 52H175V51H174ZM187 52H188V51H187ZM211 52H210V53H211ZM227 52H228V51H227ZM14 53H15V52H14ZM41 53H42V52H41ZM57 53H58V52H57ZM57 53H56V54H57ZM62 53H63V52H62ZM73 53L76 54V52H73ZM93 53H94V52H93ZM98 53H99V52H98ZM198 53H199V52H198ZM225 53H226V52H225ZM225 53H223V54H225ZM22 54H23V53H22ZM36 54H37V52H36ZM54 54H55V53H54ZM56 54H55V55H56ZM65 54H68V53H65ZM77 54H78V53H77ZM79 54H81V53H79ZM83 54H84V53H83ZM87 54H88V53H87ZM87 54H85V55L87 56ZM89 54H91V53H89ZM105 54H106V53H105ZM173 54H174V53H173ZM219 54L221 55V52H220ZM5 55H6V54H5ZM23 55H24V54H23ZM31 55H32V54H31ZM52 55H53V53H52ZM55 55H54V57H55ZM91 55H93V54H91ZM91 55H88L87 57H89V56H91ZM97 55H99V54H97ZM97 55L94 54V56H97ZM103 55H104V54H103ZM208 55H209V54H208ZM212 55H214V54H212ZM212 55H211V56H212ZM58 56H59V59H60V56H61V58H62V55H59V54H58ZM76 56H77V55H76ZM82 56H83V55H82ZM82 56H81V57H82ZM99 56H100V55H99ZM123 56H124V55H123ZM140 56H141V55H140ZM200 56H201V55H200ZM216 56H217V53H216ZM14 57H15V55H14ZM52 57H53V56H52ZM54 57H53L52 59H54ZM56 57H57V56H56ZM63 57H64V56H63ZM78 57L80 58V55H78V56L75 57V58H78ZM97 57H98V56H97ZM188 57H189V56H188ZM205 57H206V56H205ZM214 57H215V56H214ZM21 58H22V57H21ZM23 58H25V56H24ZM27 58H28V57H27ZM29 58H30V57H29ZM38 58H39V57H38ZM42 58H44L43 54H42V57H41V55H40V59H42ZM68 58H69V57H68ZM72 58H74V57L72 56ZM91 58H92V56H91ZM99 58H100V59H98V63L101 64L102 62H101V63L99 62V61L101 60V57H99ZM178 58H179V56H178ZM197 58H198V57H197ZM209 58H211V57L209 56ZM209 58L207 59V61L210 60ZM30 59H31V58H30ZM50 59H51V58H50ZM64 59H65V58H64ZM64 59H63V61H64ZM86 59H87V58H86ZM89 59H90V58H89ZM93 59L97 60L96 57L93 58ZM154 59H155V58H154ZM154 59H153V60H154ZM157 59H158V58H157ZM157 59H156V60H157ZM189 59H190V58H189ZM226 59H227V58H226ZM28 60H29V59H28ZM54 60H56V59H54ZM54 60H53V61H54ZM67 60L69 61V59H67ZM75 60H76V59H75ZM78 60H79V59H78ZM82 60H84V59H82ZM113 60H114V59H113ZM156 60H155V61H156ZM158 60H159V59H158ZM177 60H178V59H177ZM190 60H191V59H190ZM194 60H195V59H194ZM38 61H39V59H38ZM49 61H50V60H49ZM61 61H62V60H61ZM61 61H58V60H57L56 63H55V61H54V63H53V64H57L56 66H58V67H56V69H57V68H60V69H58V71L61 70V66H59V64H60L59 62H61ZM68 61H67V63H68ZM70 61H71V59H70ZM89 61H90V60H87V63H88ZM91 61H93V60H91ZM210 61H212V60H210ZM40 62H41V61H40ZM40 62H39V63H40ZM51 62H52V61H50V63H51ZM94 62H95V61H94ZM158 62H159V61H157V66L159 65ZM178 62H179V61H178ZM214 62H215V61H214ZM214 62H213V63H214ZM217 62H219V61H217ZM13 63H14V62H13ZM23 63H24V62H23ZM23 63H22V66L24 67ZM28 63H29V62H28ZM41 63H42V62H41ZM41 63H40V64H41ZM50 63H49L48 65H50ZM65 63H66V62H65ZM65 63H64V64H65ZM74 63H75V61H74ZM83 63H84V62H83ZM83 63H81V64H83ZM95 63H96V62H95ZM95 63H94V64H95ZM98 63H96L95 65L97 66ZM112 63H114V62H112ZM143 63H144V62H143ZM167 63H168V62H167ZM184 63H185V62H184ZM192 63H193V62H192ZM231 63H232V62H231ZM16 64H17V62H16ZM19 64H20V63H19ZM53 64L51 63V65H53ZM94 64H93V65L91 64L94 68H91L92 70H91L90 75H94V74H96V73H97V69H99V68H95L96 66H95ZM104 64H105V62H104ZM107 64H108V63H107ZM139 64H140V63H139ZM180 64H181V63H180ZM199 64H200V63H199ZM205 64H206V63H205ZM214 64H215V63H214ZM11 65H12V64H11ZM14 65H15V64H14ZM28 65H29V64H28ZM48 65H47V66H48ZM62 65H63V64H62ZM84 65L87 66V64H84ZM91 65L89 64L88 66L91 67ZM152 65H153V64H152ZM163 65H164V64H163ZM187 65H188V64H187ZM192 65H193V64H192ZM16 66H17V65H15V67H16ZM35 66H36V64H35ZM43 66H44V64H43ZM47 66H46V67H47ZM72 66H74V65H72ZM79 66H80V68H81V69H80L81 71H82V68H83V70H84V67H85V66L82 67V65H80V64H79ZM104 66H106V65H104ZM107 66H108V65H107ZM112 66H113V64H112ZM146 66H147V65H146ZM154 66H155V65H154ZM198 66H199V65H198ZM206 66H207V65H206ZM222 66H224V65H222ZM25 67H26V66H25ZM32 67H33V66H32ZM32 67H31V69H32ZM36 67H37V66H36ZM41 67H42V66H41ZM46 67H45L44 70H47ZM67 67H68V66H67ZM70 67H71V66H70ZM90 67H89V68H90ZM98 67H99V66H98ZM191 67H193V66H191ZM261 67H262V66H261ZM20 68H21V66L19 67V69H20ZM26 68H27V67H26ZM26 68H25V69H26ZM42 68H44V67H42ZM53 68L55 69L54 66H53ZM63 68H65V67H63ZM77 68H78V67H77ZM101 68H102V67H101ZM101 68H100V69H101ZM104 68H105V67H104ZM111 68H112V67H111ZM194 68H195V67H194ZM211 68H212V67H211ZM223 68H224V67H223ZM252 68H253V67H252ZM19 69H17L14 73H12L13 71L11 72L13 75H12V78L10 77V78H11L10 81H6V79L4 78V75H3L2 73H0V97L4 95V96H6L8 99H10V101L13 103L14 111H16V112H18V113H29V112H33V113L41 114V112H42V110H43V105H44V95H45V92H47V90L44 92V89L46 88V87H45L46 85H43V87H45V88H43V89H42L41 86H39V85H37V86H39V87L35 86V85L33 84V82L30 81V78H29V80L26 79L25 76H24V74H23V72L21 71V69H20V70H19ZM28 69H29V68H28ZM33 69H34V68H33ZM33 69H32V70H33ZM67 69H69V68H67ZM74 69H75V68H74ZM109 69H110V68H109ZM225 69H226V68H225ZM228 69H229V68H228ZM228 69H227V70H228ZM261 69H262V71H263V68H261ZM22 70H23V69H22ZM49 70H50V69H48L47 71H49ZM52 70H53V69H52ZM62 70H63V69H62ZM77 70H79V68H78ZM80 70H79V71H80ZM102 70H103V68H102ZM102 70H101V72H102ZM111 70H112V69H111ZM176 70H177V69H176ZM209 70H210V68H209ZM216 70H217V69H216ZM5 71H6V70H5ZM34 71H35V70H34ZM34 71H33V72H34ZM47 71H46V72H47ZM63 71H64V70H63ZM63 71H61V72L64 74L65 71H64V72H63ZM86 71H89V70L86 69ZM147 71H148V70H147ZM155 71H156V70H155ZM177 71H178V70H177ZM211 71H212V70H211ZM225 71H226V70H225ZM26 72H27V71H26ZM29 72H30V71H28V74H29ZM31 72H32V71H31ZM41 72H42V74H43V71H41ZM54 72H55V71H54ZM61 72H60V73H61ZM109 72H111V71H109ZM149 72H150V71H149ZM153 72H154V71H153ZM153 72H151V73H153ZM189 72H190V71H189ZM191 72H192V71H191ZM197 72H198V71H197ZM206 72H208L207 69H206ZM34 73H35V72H34ZM47 73L50 74V71L47 72ZM68 73H69V72H68ZM71 73H72V72H71ZM85 73H86V72H85ZM103 73H104V72H103ZM103 73H101V74H103ZM212 73H213V72H212ZM216 73H218V72L216 71ZM216 73H215V74H216ZM225 73H226V72H225ZM37 74H38V73H37ZM45 74H46V73H44V75H45ZM51 74H52V73H51ZM55 74H56V72H55ZM77 74H79V72H78ZM81 74H82V72H81ZM88 74H89V73H88ZM101 74H100V75H101ZM104 74H105V73H104ZM111 74H112V73H111ZM132 74H133V73H132ZM165 74H166V73H165ZM196 74H197V73H196ZM213 74H214V73H213ZM213 74H212V75H213ZM29 75H30V74H29ZM35 75H36V74H35ZM39 75H41V74H39ZM52 75H54V74H52ZM52 75H51V76L48 75L47 78L52 77ZM57 75H58V74H57ZM86 75H87V74H86ZM112 75H113V74H112ZM151 75H152V74H151ZM205 75H207V74H205ZM208 75H209V74H208ZM208 75H207V76H208ZM216 75H217V74H216ZM63 76H65V75H63ZM63 76H62V77H63ZM69 76H70V75H69ZM71 76H72V75H71ZM73 76H74V75H73ZM96 76H97V75H96ZM113 76H114V75H113ZM117 76H118V75H117ZM148 76H149V75H148ZM153 76H154V75H153ZM155 76H156V75H155ZM182 76H183V75H182ZM223 76H224V75H223ZM41 77H42V76H41ZM41 77H39V79H40ZM45 77H46V76H45ZM54 77H57V76H54ZM54 77H52V78L54 79ZM59 77H60V76H59ZM62 77H60V78H62ZM77 77H79V76L77 75ZM88 77H89V75H88ZM103 77H105V75H104ZM109 77H110V76H109ZM109 77H108V78H109ZM167 77H168V76H167ZM179 77H181V76H179ZM225 77H226V76H225ZM57 78H58V77H57ZM60 78H58V79H60ZM63 78H65V77H63ZM63 78H62V79H63ZM68 78H69V77H68ZM85 78H86V77H85ZM85 78L83 79L84 82H85V80H87V79H85ZM101 78H102V76H101ZM126 78H127V77H126ZM144 78H145V77H144ZM144 78H143V79H144ZM146 78H147V76H146ZM149 78H151V77H149ZM155 78H156V77H155ZM183 78H184V77H183ZM212 78L214 79V75H213ZM32 79H33V76H32ZM41 79H42V78H41ZM50 79H51V78H50ZM58 79L55 78V80H57V81H58ZM164 79H165V78H164ZM174 79H175V76H174ZM174 79H173V80H174ZM219 79H220V78H219ZM226 79H227V78H226ZM262 79H263V78H262ZM44 80H45V79H44ZM46 80H47V79H46ZM60 80H61V79H60ZM76 80H78V78H77ZM106 80H107V79H106ZM152 80H153V79H152ZM155 80H156V79H155ZM157 80H159V79H157ZM166 80H167V79H166ZM181 80H182V79H181ZM38 81H39V80H38ZM53 81H54V80H53ZM53 81H52V82H53ZM66 81H67V80H66ZM95 81H96V80H95ZM150 81H151V80H150ZM174 81H175V80H174ZM182 81H183V80H182ZM190 81H191V80H190ZM194 81H195V80H194ZM256 81H257V80H256ZM261 81H264V80H261ZM60 82H61V81H60ZM74 82H75V81H74ZM79 82H80V81H79ZM86 82H87V81H86ZM89 82H91V81H89ZM100 82H101V81H99V83H100ZM108 82H110V79H109ZM152 82H153V81H152ZM156 82H157V81H156ZM158 82H160V80H159ZM166 82H167V81H166ZM175 82H176V81H175ZM188 82H189V81H188ZM219 82H221V81H219ZM223 82H224V81H223ZM37 83H38V82H37ZM40 83H41V80H40ZM103 83H104V80H103ZM197 83H198V82H197ZM260 83H262V82H260ZM38 84H39V83H38ZM43 84H44V83H43ZM45 84H46V83H45ZM49 84H50V82H49ZM49 84H48L47 86H49ZM53 84H54V83H53ZM53 84H52V85H53ZM55 84H57V83H55ZM59 84H60V83H59ZM75 84H76V82H75ZM85 84H86V83H85ZM142 84H143V83H142ZM154 84H155V81H154ZM192 84H193V83H192ZM199 84H201V83H199ZM226 84H227V83H226ZM226 84H225V85H226ZM50 85H51V84H50ZM95 85H96V83H95ZM163 85H164V84H163ZM165 85H166V84H165ZM176 85H177V83H176ZM178 85H179V84H178ZM187 85H188V83H187ZM223 85H224V84H223ZM230 85H231V84H230ZM248 85H250V83H249ZM251 85H253V84H251ZM71 86H73V89H74V83H73V85L71 84ZM91 86H92V85H91ZM93 86H94V85H93ZM124 86H125V85H124ZM143 86H144V84H143ZM149 86H150V85H149ZM49 87H50V86H49ZM53 87H54V85H53ZM53 87L51 86V87L48 88V89H49V90H50V89L53 90ZM58 87H59V85H58ZM60 87H61V86H60ZM94 87H96V86H94ZM164 87H165V86H164ZM253 87H254V86H253ZM253 87H252V88H253ZM263 87H264V84H263ZM55 88H56V87H55ZM70 88H71V87H70ZM79 88H81V87H79ZM82 88H85V85H82ZM143 88H144V87H143ZM146 88H147V87H146ZM146 88H145L144 91L147 90ZM152 88H153V87H152ZM158 88H159V87H157V89H158ZM195 88H196V87H195ZM228 88H229V87H228ZM230 88H231V87H230ZM56 89H57V88H56ZM61 89H62V88H61ZM75 89H76V88H75ZM161 89H162V88H161ZM186 89H187V88H186ZM221 89H222V88H221ZM49 90H48V91H49ZM76 90H77V89H76ZM140 90H141V89H140ZM155 90H156V89H155ZM197 90H198V89H197ZM211 90H212V89H211ZM53 91H55V89H54ZM56 91H57V90H56ZM58 91H59V90H58ZM61 91H62V90H61ZM71 91H72V89H71ZM85 91H87V90H85ZM132 91H133V90H132ZM50 92L53 93L52 91H50ZM50 92H49V93H50ZM82 92H83V91H82ZM151 92H152V91H151ZM157 92H158V91H157ZM175 92H176V90H175ZM175 92H174V93H175ZM206 92L208 93V91H206ZM246 92H247V91H246ZM246 92H245V94H246ZM69 93H70V90L68 91V94H69ZM145 93H146V92H145ZM163 93H164V92H163ZM169 93H170V92H169ZM220 93H221V92H220ZM55 94H56V93H55ZM64 94H65V93H63V95H64ZM70 94H72V93H70ZM70 94H69V96H70ZM73 94H74V93H73ZM140 94H141V93H140ZM140 94L138 95L139 97L142 96V95H140ZM165 94H166V92H165ZM51 95L53 96V94H51ZM58 95H59V94H58ZM61 95H62V92H61ZM81 95H82V94H81ZM145 95H146V94H145ZM154 95H155V94H154ZM181 95H184V94H181ZM206 95H208V94H206ZM252 95H253V94H252ZM252 95H251V96H252ZM46 96H47V94H46ZM49 96H50V95H49ZM49 96H47V97H49ZM66 96H67V95H66ZM69 96H68V99H69ZM77 96H78V95H77ZM91 96H92V95H91ZM148 96H149V95H148ZM159 96H160V95H159ZM170 96H171V95H170ZM185 96H186V95H185ZM218 96H220V95H218ZM72 97H73V96H72ZM104 97H105V96H104ZM114 97H115V96H114ZM116 97H117V96H116ZM132 97L134 98V96H132ZM132 97H131V98H132ZM190 97H191V96H190ZM215 97H216V96H215ZM4 98H5V97H4ZM51 98L53 99V97H51ZM51 98H50V100H51ZM75 98H76V97H75ZM88 98H89V97H88ZM98 98H99V97H98ZM125 98H126V97H125ZM131 98H129V101L131 100ZM140 98H141V97H140ZM145 98H146V96H145ZM176 98H177V96H176ZM184 98H185V97H184ZM184 98H183V99H184ZM186 98H187V97H186ZM208 98H209V97H208ZM212 98H214V97H212ZM250 98H251V97H250ZM47 99H48V98H47ZM47 99H45V100L48 101ZM54 99H56V98H54ZM54 99H53V101H54ZM57 99H58V97H57ZM61 99H62V97H61ZM64 99H65V97H64ZM64 99H63V100H64ZM80 99H81V98H80ZM86 99H87V98H86ZM118 99H119V98H118ZM149 99H150V97H149ZM149 99H146V100H149ZM178 99H179V96H178ZM178 99H176L177 102H178ZM181 99H182V98H181ZM215 99H216V98H215ZM63 100H62V103H64ZM95 100H96V99H95ZM103 100H104V99H103ZM114 100H115V99H114ZM138 100H139V99H138ZM138 100H137V101H138ZM141 100H144V98H141ZM151 100H152V99H150V101H151ZM154 100H155V97H154L153 101H154ZM173 100H174V99H172V101H173ZM218 100H219V99H218ZM246 100H247V99H246ZM251 100H252V99H251ZM46 101H45V102H46ZM65 101H67V100H65ZM70 101H71V99H70ZM75 101H76V100H75ZM109 101H110V100H109ZM184 101H185V100H184ZM223 101H224V100H223ZM54 102H55V101H54ZM86 102H87V101H86ZM96 102H97V101H96ZM105 102H106V101H105ZM113 102H114V101H113ZM117 102H118V101H117ZM117 102H114V103H117ZM124 102H125V104H126V99H125ZM124 102H123L122 104H124ZM132 102H134V101H132ZM138 102H139V101H138ZM138 102H137V103H138ZM142 102H143V101H142ZM159 102H160V101H159ZM161 102H162V101H161ZM179 102H180V101H179ZM217 102H218V101H217ZM256 102H258V101L256 100ZM12 103H11V104H12ZM51 103H52V104L49 103V105H50V106H53V102H52V101H51ZM66 103H67V102H66ZM66 103H65V104H66ZM91 103H92V102H91ZM91 103H90V104H91ZM93 103H94V102H93ZM147 103H148V102H147ZM151 103L154 104L155 102H151ZM173 103H174V102H173ZM46 104H47V103H46ZM65 104H64V105H65ZM110 104H111V103H110ZM133 104H134V103H133ZM140 104H141V103H139V106H140ZM153 104H151V105L153 106ZM184 104H185V103H184ZM184 104H183V106H185ZM1 105H2V104H1ZM54 105H57V104H54ZM60 105H61V104H60ZM60 105H59V106H60ZM91 105H93V104H91ZM97 105H98V104H97ZM99 105H100V104H99ZM111 105H114V104H111ZM142 105H144V104H142ZM147 105H148V104H147ZM149 105H150V104H149ZM174 105H175V104H174ZM174 105H173V106H174ZM178 105L180 106V104H178ZM191 105H193V104L191 103ZM191 105H190V106H191ZM46 106H48V104H47ZM89 106H90V105H89ZM89 106H88V107H89ZM163 106H164V105H163ZM176 106H177V105H176ZM179 106H177L176 109H181V107H179ZM194 106H195V105H194ZM1 107H2V106H1ZM1 107H0V108H1ZM8 107H9V104H8ZM8 107H7L6 109H8ZM54 107H55V106H53V108H54ZM62 107H63V106H62ZM84 107H85V106H84ZM110 107H111V106H110ZM137 107H138V106H137ZM141 107H142V106H141ZM143 107H144V106H143ZM143 107H142V108H139V109H143ZM157 107H159V106L157 105ZM164 107H166V106H164ZM260 107H261V106H260ZM49 108H51V107H49ZM53 108H52V109H53ZM56 108H57V106H56ZM99 108H100V107H99ZM114 108H115V107H114ZM148 108H149V107H148ZM169 108H170V107H169ZM187 108H188V107H187ZM187 108L184 107V110H185V109L188 110ZM189 108H190V107H189ZM195 108H196V106H195ZM263 108H264V107H263ZM9 109H10V108H9ZM44 109H45V108H44ZM70 109H71V108H70ZM84 109H85V108H84ZM89 109H90V108H89ZM102 109H104V107H103ZM102 109H101V112H102ZM45 110H46V109H45ZM48 110H49V109H48ZM59 110H61V108L58 109V111H59ZM68 110H69V108H68ZM143 110H144V112H145V109H143ZM143 110H142V112H143ZM182 110H183V109H182ZM184 110H183V111H184ZM186 110H185V112H186ZM190 110H192V108H191ZM190 110H189V111H190ZM10 111H11V110H10ZM52 111H53V110H52ZM52 111H50V112H52ZM65 111H67V110H65ZM65 111L63 110V111H60V112L62 113V112H65ZM71 111H72V110H71ZM71 111H70V112H71ZM78 111H79V110H78ZM151 111H152V110H151ZM170 111H171V110H170ZM174 111H175V108H174ZM189 111H188V113H189ZM222 111H223V110H222ZM44 112H45V111H44ZM54 112H56V111H54ZM54 112H52V113L54 114ZM60 112H59V113H60ZM96 112H97V111H96ZM155 112H156V111H155ZM155 112H154V113H155ZM192 112H193V111H192ZM8 113H9V112H8ZM8 113L5 114V113L3 112V114L6 115V118H9V117H7V116L9 115ZM11 113H13V111H11L10 114H11ZM47 113H48V112H47ZM47 113H46V115H45V113H44V116H48ZM56 113H57V112H56ZM59 113H58V115H59ZM149 113H152V112L149 111ZM168 113H169V112H168ZM182 113H183V112H182ZM182 113L179 112V115L182 116V115H181ZM248 113H249V112H248ZM1 114H2V111H1ZM7 114H8V115H7ZM14 114L16 115V113H14ZM48 114L50 115V113H48ZM78 114H80V112H79ZM144 114H145V113H144ZM176 114H177V112H176ZM176 114H175V115H176ZM183 114H184V113H183ZM15 115H14V116H15ZM17 115H18V114H17ZM17 115H16V116H17ZM23 115H24V114H23ZM31 115H32V114H31ZM58 115H57V118H58ZM76 115H77V113H76ZM145 115H146V114H145ZM148 115H150V114H148ZM151 115H153V114H151ZM163 115H164V114H163ZM165 115H167V114H165ZM168 115H169V114H168ZM170 115H172V114H170ZM170 115H169V116H170ZM173 115H174V114H173ZM173 115H172V116H173ZM186 115H187V114H186ZM188 115H189V114H188ZM188 115H187V116H188ZM221 115H222V114H221ZM40 116H41V115H40ZM84 116H85V115H84ZM88 116H89V115H88ZM100 116H101V115H100ZM117 116L120 117V115H117ZM133 116H134V115H133ZM139 116H140V114H139ZM172 116H171V117H172ZM187 116H186V117H187ZM191 116H192V115H191ZM225 116H226V115H225ZM17 117H18V116H17ZM98 117H99V116H98ZM128 117H130V115H129ZM134 117H135V116H134ZM151 117H152V116H151ZM151 117H150V120L152 119ZM3 118H4V117H3ZM41 118H42V117H41ZM44 118H47V117H44ZM49 118H50V117H49ZM57 118H56V119H57ZM76 118H77V117H76ZM81 118H82V117H81ZM141 118H142V117H141ZM143 118H144V117H143ZM165 118H166V117H165ZM189 118H190V117H189ZM1 119H2V117H1ZM18 119H19V118H17V122H18ZM54 119H55V118H54ZM54 119H53V120H54ZM10 120H11V119H10ZM12 120H13V119H12ZM23 120H24V119H23ZM44 120H45V119H44ZM46 120L48 121L49 119L47 118ZM129 120H130V119H129ZM146 120L149 121V118L146 119ZM163 120H164V119H163ZM232 120H233V122H234L235 124H238V123H239L238 120H235V119H232ZM15 121H16V120H15ZM20 121H22V119H21ZM56 121H57V120H56ZM74 121H75V120H74ZM76 121H77V120H76ZM97 121H98V120H97ZM97 121H96L95 124L98 123ZM116 121H117V120H116ZM139 121H140V120H139ZM161 121H162V119H161ZM180 121H181V120H180ZM219 121H220V120H219ZM24 122H25V121H23V123H24ZM99 122H100V121H99ZM119 122H120V120H119ZM124 122H125V121H124ZM124 122H123V124H124ZM175 122H176V121H175ZM26 123H27V121H26ZM44 123H45V121L43 122V125H44ZM48 123H49V122H48ZM48 123H47V124H48ZM72 123H73V122H72ZM72 123H71V125H72ZM91 123H92V122H91ZM116 123H118V121H117ZM140 123H141V122H140ZM143 123H144V121H143ZM146 123H147V122H146ZM158 123H159V122H158ZM158 123H157V124H158ZM180 123H182V121H181ZM180 123H178V124H180ZM12 124H13V123H12ZM20 124H21V123H20ZM56 124H57V123H56ZM95 124H94V125H95ZM125 124H126V123H125ZM125 124H124V125H125ZM133 124H136V123H133ZM147 124H148V123H147ZM187 124H188V123H187ZM1 125H3V123H2ZM1 125H0V126H1ZM4 125H5V124H4ZM22 125H23V124H22ZM43 125H42V126H43ZM45 125H46V124H45ZM71 125H70V126H71ZM91 125H92V124H91ZM98 125H99V124H98ZM116 125H118V124H116ZM124 125H123V126H124ZM153 125H154V124H153ZM25 126H27V125H25ZM35 126H36V125H35ZM47 126H48V125H47ZM60 126H61V125H60ZM75 126H76V123H75ZM133 126H134V125H133ZM147 126H148V125H147ZM237 126H238V125H237ZM5 127H7V125H6ZM30 127H31V126H30ZM30 127H29V128H30ZM32 127H34V126H32ZM89 127H90V126H89ZM114 127L116 128V126H114ZM120 127H121V126H120ZM126 127H127L126 129H128V126H126ZM139 127H140V126H139ZM160 127H161V126H160ZM171 127H172V126H171ZM171 127H170V128H171ZM216 127H217V126H216ZM223 127H224V126H223ZM0 128H1V127H0ZM29 128H28V129H29ZM66 128H67V127H66ZM76 128H77V127H76ZM80 128H81V127H80ZM82 128H83V126H82ZM115 128H114V130H115ZM141 128H143V127H141ZM141 128H140V129H141ZM191 128H192V127H191ZM6 129H7V128H6ZM35 129H36V127H35ZM46 129H47V128L44 127V130H42V131H45ZM55 129H56V127H55ZM60 129H62V128H60ZM92 129H93V128H92ZM119 129H121V128H119ZM129 129H131L130 126H129ZM134 129H136V128H134ZM148 129H149V128H148ZM226 129H227V128H226ZM23 130H24V129H23ZM38 130H39V129H38ZM68 130H70V129H68ZM87 130H88V129H87ZM90 130H91V129H90ZM132 130H133V129H131L130 131H132ZM169 130H170V129H169ZM169 130H168V131H169ZM7 131H8V130H7ZM7 131H5V132H7ZM13 131H14V129H13ZM13 131H12V132H13ZM28 131H30V129H29ZM42 131H41V132H42ZM46 131H47V130H46ZM51 131H52V130H51ZM119 131H120V130H119ZM119 131H117V132H119ZM218 131H219V130H218ZM5 132H4V133L2 132V133L5 134ZM22 132H23V131H22ZM25 132H26V131H25ZM41 132H40L39 135H41ZM70 132H71V131H70ZM70 132H68L67 130H65V131H63L61 134L59 133V134H60V136H59V137H60V141H62L61 144H62V143H66V142L68 141V138H69L68 135H69ZM95 132H96V131H95ZM122 132H124V131H122ZM122 132H121V133H122ZM127 132H128V130H127ZM141 132H142V130H141ZM166 132H167V131H166ZM26 133H27V132H26ZM29 133H30V132H29ZM32 133H33V132H32ZM35 133H36V132H34V134H35ZM38 133H39V132H38ZM38 133H37V134H38ZM43 133H47V132H42V134H43ZM52 133H53V132H52ZM71 133H72V132H71ZM114 133H115V131H114ZM129 133L131 134V132H129ZM132 133H133V132H132ZM135 133H136V135H137V132H135ZM154 133H155V132H154ZM8 134H9V133L7 132V135H8ZM18 134H19V133H18ZM18 134H17V135H18ZM37 134H35V135L37 136ZM55 134H57V132H56ZM59 134H58V135H59ZM85 134H86V133H85ZM90 134H91V133H90ZM111 134H112V133H111ZM122 134H123V133H122ZM163 134H164V133H163ZM184 134H185V133H184ZM210 134H211V133H210ZM227 134H228V133H227ZM47 135H48V134H47ZM77 135H80V134H77ZM117 135H118V134H117ZM125 135L128 137L127 134H125ZM136 135H134V136H136ZM170 135H171V134H170ZM180 135H181V134H180ZM182 135H183V134H182ZM32 136H33V135H32ZM45 136H46V134H45ZM73 136H74V135H73ZM131 136L133 137V135H131ZM160 136H163V135H160ZM214 136H215V135H214ZM14 137H15V136H14ZM48 137H49V136H48ZM48 137H47V138H48ZM54 137H55V136H54ZM88 137H89V135H88ZM168 137H169V136H168ZM190 137H191V136H190ZM211 137H212V136H211ZM10 138H11V136H10ZM47 138H46V140H47ZM49 138H50V137H49ZM83 138H85V137H83ZM83 138H82V139H83ZM128 138H129V137H128ZM160 138H161V137H160ZM166 138H167V136H166ZM16 139H17V140H15V142H16V141L19 142V140H18L19 138L17 137ZM23 139H24V138H23ZM29 139H31V138H29ZM41 139H42V138H41ZM53 139H54V138H53ZM77 139H78V138H77ZM112 139H113V138H112ZM125 139H126V137H125ZM171 139H172V138H171ZM193 139H194V138H193ZM12 140H13V138H12ZM42 140H43V139H42ZM48 140H49V139H48ZM75 140H76V139H75ZM75 140H74V142H75ZM114 140H115V138H114ZM129 140H130V139H129ZM175 140H176V139H175ZM212 140H213V139H212ZM217 140H218V139H217ZM32 141H33V139H32ZM181 141H182V140H181ZM191 141H192V140H191ZM195 141H196V140H195ZM9 142H10V140H9ZM17 142H16V143H17ZM34 142L36 143V141H34ZM41 142H42V141H41ZM41 142H40V143H41ZM55 142H57V141L55 140ZM69 142H70V141H69ZM109 142L111 143V141H109ZM117 142H118V140H117ZM120 142H121V141H120ZM124 142L126 143V141H124ZM137 142H138V141H137ZM140 142H141V141H140ZM140 142H139V143H140ZM158 142H159V140H158ZM193 142H194V141H193ZM212 142H213V141H212ZM19 143H20V142H19ZM19 143H17V145H18ZM28 143H29V142H28ZM28 143H27V144H28ZM38 143H39V142H38ZM38 143H37V147H39V146H38ZM44 143H45V141H44ZM106 143H107V142H106ZM118 143H119V142H118ZM125 143H124V144H125ZM129 143H131V142H129ZM8 144H9V143H8ZM27 144H25V145H27ZM31 144H34V143L31 142ZM41 144H42V143H41ZM41 144H40V146H41ZM47 144H49V143H47ZM54 144H55V143H54ZM157 144H158V143H157ZM159 144H160V143H159ZM210 144H211V143H210ZM214 144H215V141H214ZM245 144H246V143H245ZM19 145H20V144H19ZM25 145H24V146H25ZM45 145H46V143H45ZM50 145H51V144H50ZM80 145H81V141H80ZM117 145H118V144H117ZM122 145H123V144H122ZM134 145H135V144H134ZM179 145H180V144H179ZM200 145H201V144H200ZM8 146H9V145H8ZM8 146H7L6 142L4 141V139L0 138V155H2L3 157H5V159L10 163V166H11L10 168H12L13 171H16V169H15V167H14L15 164L12 163L13 154H12V152L9 150L10 147L8 148ZM209 146H210V145H209ZM221 146H222V145H221ZM18 147H19V146H18ZM22 147H23V146L21 145V148H22ZM31 147L35 149V147H33V146L30 145V148H31ZM109 147H110V146H109ZM138 147H139V145H138ZM191 147H192V146H191ZM16 148H17V147H16ZM21 148H20V149H21ZM27 148H29L28 145H27ZM48 148H49V147H48ZM66 148H67V147H66ZM112 148H113V147H112ZM115 148H116V147H115ZM119 148H120V147H119ZM134 148H135V147H134ZM200 148H201V150H202V146H201ZM210 148H212V147H210ZM10 149H11V148H10ZM38 149H40V148H38ZM38 149H37V151H38ZM46 149H47V147H46ZM123 149H124V148H123ZM155 149H156V148H155ZM195 149H196V151H197V148H195ZM195 149H194V150H195ZM212 149H213V148H212ZM212 149H211L210 151H212ZM62 150H63V149H62ZM67 150H68V149H67ZM133 150H134V149H133ZM138 150H139V149H138ZM153 150H154V149H153ZM189 150H190V149H189ZM213 150H214V149H213ZM223 150H224V149H223ZM16 151H17V150H16ZM25 151H27L26 148H25ZM32 151H33V150H32ZM56 151H57V150H56ZM179 151H180V150H179ZM192 151H193V150H192ZM198 151H199V150H198ZM214 151H215V150H214ZM216 151H217V150H216ZM20 152H21V151H20ZM27 152H28V151H27ZM30 152H31V150H30ZM30 152H29V153H30ZM34 152H35V151H34ZM39 152H40V151H38V153H39ZM74 152H75V151H74ZM132 152H133V151H132ZM184 152H185V151H184ZM186 152H187V151H186ZM193 152H194V151H193ZM208 152H209V151H208ZM238 152H239V151H238ZM17 153H18V152H17ZM17 153H16V154H17ZM21 153H22V152H21ZM23 153L25 154V152H23ZM38 153H37V155H39ZM57 153H58V152H57ZM135 153H136V152H135ZM137 153H138V152H137ZM137 153H136V155H137ZM26 154H27V153H26ZM26 154H25V155H26ZM33 154H35V153H33ZM115 154H116V153H115ZM172 154H173V153H172ZM204 154H206V153L204 152ZM207 154H208V153H207ZM248 154H249V153H248ZM14 155H15V154H14ZM25 155H23V159H25V157H24ZM42 155H43V154H42ZM45 155H46V154H45ZM57 155H58V154H57ZM59 155H60V154H59ZM90 155H91V154H90ZM173 155L175 156V153H174ZM184 155H186V154H184ZM184 155H182V156H184ZM195 155H196V153H195ZM202 155H203V153H202ZM244 155H245V154H244ZM244 155H243V156H244ZM18 156H19V155H18ZM26 156H27V155H26ZM30 156H31V155H30ZM32 156H33V155H32ZM32 156H31V157H32ZM43 156H44V155H43ZM92 156H93V155H92ZM129 156H130V155H129ZM140 156H141V155H140ZM191 156H192V155H191ZM204 156H205V155H204ZM209 156H210V155H209ZM218 156H219V155H218ZM249 156H250V154H249ZM20 157L22 158V156H20ZM37 157H39V156H37ZM61 157H62V156H61ZM168 157H169V156H168ZM171 157H172V155H171ZM177 157L179 158V155H178ZM184 157H186V156H184ZM206 157H207V156H206ZM33 158H35V157H32L31 159L33 160ZM46 158H47V157H46ZM59 158H60V157H59ZM66 158H67V157H66ZM134 158H135V157H134ZM178 158H176L177 161H178ZM186 158H187V157H186ZM199 158H200V155H199ZM209 158H211V157H209ZM215 158H216V157H215ZM246 158H247V156H246ZM250 158H251V160L253 159L252 157H250ZM14 159H15V158H14ZM28 159H30V158L27 157V162H28ZM63 159H65V158H63ZM90 159H91V158H90ZM145 159H146V158H145ZM213 159H214V158H213ZM213 159H212V161H213ZM21 160H22V159H21ZM32 160H31V161H32ZM34 160H35V159H34ZM37 160H38V159H37ZM124 160H125V158H124ZM136 160H137V159H136ZM138 160H139V158H138ZM203 160H204V159H203ZM248 160H249V159H248ZM24 161H26V160H24ZM24 161H23V162H24ZM56 161H57V160H56ZM60 161H61V160H60ZM118 161H119V160H118ZM155 161H156V160H155ZM169 161H170V160H169ZM169 161H168V162H169ZM23 162L21 161L20 164H23ZM32 162H33V161H32ZM36 162H37V161H36ZM38 162H39V161H38ZM48 162H49V161H48ZM69 162H70V161H69ZM131 162H132V161H131ZM136 162H137V161H136ZM174 162H175V161H174ZM25 163H26V162H25ZM25 163H24V164H25ZM40 163H41V162H40ZM40 163H38V164H40ZM53 163H54V162H53ZM153 163H154V162H153ZM153 163H152V164H153ZM200 163H201V162H200ZM214 163H215V162H214ZM216 163H217V162H216ZM246 163H249V162H246ZM29 164H30V167H31L32 170H33V167H32L31 165H33V166L38 165V164H35V163H34L35 165L32 164V163H29ZM107 164H108V163H107ZM118 164H119V163H118ZM126 164H127V163H126ZM131 164H132V163H131ZM175 164H176V162H175ZM206 164H207V163H206ZM209 164H211V162H209ZM217 164H218V163H217ZM217 164H216V166H217ZM251 164H254V165H255V163H252V162H251ZM47 165H49V164H47ZM114 165H115V164H114ZM155 165H156V164H155ZM155 165H154V167H155ZM3 166H4V165H3ZM21 166H22V165H21ZM21 166H20V167H21ZM25 166H26V165H24V167H25ZM27 166H28V168H29L28 163H27ZM50 166H51V164H50ZM86 166H87V164H86ZM129 166H130V165H129ZM151 166H152V165H151ZM156 166H157V165H156ZM158 166H159V165H158ZM174 166H175V165H174ZM176 166H177V165H176ZM219 166H220V164H219ZM219 166H218V167H219ZM252 166H253V165H252ZM255 166H256V165H255ZM260 166H263V165H260ZM41 167H42V166H41ZM43 167H45V165H44ZM152 167H153V166H152ZM154 167H153V169H154ZM167 167H168V166H167ZM194 167H195V166H194ZM199 167H200V166H199ZM211 167H212V169L210 168L211 171H212L213 169H215V166H214V165H211ZM220 167H222V166H220ZM241 167H242V166H241ZM253 167H254V166H253ZM22 168H23V167H22ZM25 168H26V167H25ZM25 168H24V170L28 169V168H26V169H25ZM35 168H38V167H35ZM39 168H40V167H39ZM47 168H48V166H47ZM138 168H139V167H138ZM156 168H157V167H156ZM172 168H173V167H172ZM172 168H171V169H172ZM175 168H176V167H175ZM201 168H202V167H201ZM254 168H255V167H254ZM0 169H2V168H0ZM29 169H30V168H29ZM49 169H50V168H49ZM49 169H48V170H49ZM128 169H129V168H128ZM158 169H159V168H157V170H158ZM166 169H167V168H166ZM205 169H206V168H205ZM237 169H238V168H237ZM249 169H250V167H249ZM255 169H258V168L256 167ZM261 169H262V168H261ZM12 170H11V171H12ZM24 170H23V172H24ZM35 170H36V169H35ZM38 170H39V169H38ZM52 170H53V169H52ZM109 170H110V169H109ZM123 170H124V169H123ZM123 170H122V171H123ZM151 170H152V169H151ZM207 170H208V169H207ZM216 170L218 171V168H217V167H216ZM216 170L213 171L212 173L208 174L206 178L204 177V178H199L198 181L196 180V181H197L196 183H198V185H199L200 188H201V196H202V198H204V199L208 202V204H209L208 206H210L211 208H213L215 205L218 206V204H217V198H216V192H217V191L215 192V189H216V190L218 189V188H216L217 185H218V182H219V181H218V177L220 176V178H221V176H222V177L224 176V175L222 174V173L224 172V170H223V172H221V174H218V173L216 172ZM227 170H228V169H226V171H227ZM2 171H3V169H2ZM5 171H6V170H5ZM18 171H19V170H18ZM49 171H50V170H49ZM153 171H154V170H153ZM158 171H159V170H158ZM158 171H157V173H158ZM163 171H164V170H163ZM169 171H171V170H169ZM202 171H203V170H202ZM256 171H257V170H256ZM258 171H259V169H258ZM262 171H263V170H262ZM262 171H261V172H262ZM0 172H1V170H0ZM25 172H26V171H25ZM25 172H24V173H25ZM113 172H114V171H113ZM115 172H116V171H115ZM155 172H156V170H155ZM160 172H162V171L160 170ZM228 172H229V170H228ZM243 172H244V171H243ZM254 172H255V171H254ZM261 172H260V173H261ZM1 173H2V172H1ZM24 173H23V174L21 173V174H22V177L25 176ZM27 173H28V171H27ZM30 173H31V170H30ZM30 173H29V174H30ZM33 173H34V172H33ZM157 173H155V174H157ZM112 174H113V173H112ZM115 174H116V173H115ZM155 174H154V176H155ZM159 174H160V173H159ZM159 174H157V175H159ZM164 174H165V172H164ZM167 174H168V173H167ZM169 174H170V173H169ZM169 174H168V175H169ZM226 174H227V173L225 172V175H226ZM230 174H231V172H230ZM256 174H257V173H256ZM46 175H47V174H46ZM126 175H127V173H126ZM151 175H152V174H151ZM185 175H186V174H185ZM231 175H232V174H231ZM248 175H249V174H248ZM257 175H258V174H257ZM259 175H260V174H259ZM2 176H3V175H2ZM35 176H36V175H35V173H34V175H33L32 178H34ZM166 176H167V175H166ZM174 176H175V175H174ZM227 176H228V175H227ZM227 176H226V178H227ZM233 176H234V175H233ZM260 176H261V175H260ZM6 177H7V176H6ZM45 177H46V176H45ZM149 177H151V176H149ZM167 177H168V176H167ZM242 177H243V176H242ZM8 178H9V177H8ZM10 178H11V177H10ZM19 178H20V180H22L21 177H19ZM25 178L27 179L28 177H25ZM32 178H31V179H32ZM41 178H42V177H41ZM106 178H107V177H106ZM124 178H127V176L124 177ZM152 178H154V177L152 176ZM162 178L164 179V176H162ZM176 178H177V177H176ZM249 178H250V177H249ZM31 179H30V180H31ZM39 179H40V178H39ZM39 179H38V180H39ZM42 179H43V178H42ZM88 179H89V177H88ZM112 179H113V178H112ZM195 179H196V178H195ZM221 179H225V177H223V178H221ZM227 179H228V178H227ZM260 179H262V178H260ZM0 180L2 181V179H0ZM4 180H7V179H4ZM48 180H49V179H48ZM132 180H133V179H132ZM136 180H137V179H136ZM142 180H143L144 182H146V183H149V181H151V179L149 180V179H148L147 177H145V176L143 177ZM225 180H226V179H225ZM12 181H13V178H12ZM36 181H37V179H36ZM117 181H118V180H117ZM140 181H141V180H140ZM186 181H187V180H186ZM5 182H6V181H5ZM5 182H4V184H5V186H6V183H5ZM24 182H26V181H24ZM32 182H33V181H32ZM37 182H38V181H37ZM37 182H36V183H37ZM69 182H70V181H69ZM73 182H74V181H73ZM87 182H88V181H87ZM223 182H224V181H223ZM0 183L2 184V182H0ZM11 183H12V182L10 181V184H11ZM38 183H39V182H38ZM118 183H119V182H118ZM123 183H124V182H123ZM188 183H189V182H188ZM240 183H241V182H240ZM12 184H13V183H12ZM30 184H31V182H30ZM30 184H29V185H30ZM33 184H35V180H34V183H33ZM102 184H103V183H102ZM130 184H131V183H130ZM230 184H231V183H230ZM42 185H43V184H42ZM42 185H41V186H42ZM56 185H57V184H56ZM228 185H229V184H228ZM248 185H249V184H248ZM3 186H4V185H3ZM9 186H10V185H9ZM19 186H20V184H19ZM89 186H90V185H89ZM125 186H126V185H125ZM129 186H130V185H129ZM218 186H219V185H218ZM6 187H8V185H7ZM12 187L15 188L14 186H12ZM55 187H56V186H55ZM75 187H76V186H75ZM4 188H5V187H4ZM88 188H89V187H88ZM88 188H87V190H88ZM90 188H91V186H90ZM95 188H96V187H95ZM117 188H118V187H117ZM119 188H120V187H119ZM175 188H176V187H175ZM226 188H227V187H226ZM247 188H248V187H247ZM0 189H1V188H0ZM32 189H34V188H32ZM41 189H43V188H41ZM136 189H137V188H136ZM136 189H135V190H136ZM148 189H149V188H148ZM252 189H253V188H252ZM254 189H255V188H254ZM3 190H4V189H3ZM10 190H12V189H10ZM24 190H25V189H24ZM29 190H30V189H29ZM35 190L37 191V187H36ZM52 190H53V189H52ZM61 190H62V189H61ZM61 190L59 191V194H60V192H62ZM81 190H82V189H81ZM131 190H132V189H131ZM161 190H162V189H161ZM221 190H222V188H221ZM226 190H227V189H226ZM244 190H245V189H244ZM249 190H250V189H249ZM260 190H261V189H260ZM0 191H1V190H0ZM8 191H9V190H8ZM36 191H35V192H36ZM79 191H80V189H79ZM82 191H83V190H82ZM89 191H90V190H88V192H87V191H86V192L89 193ZM145 191H146V190H145ZM145 191H144V192H145ZM148 191H149V190H148ZM152 191H154V190H152ZM258 191H259V190H258ZM15 192H16V191H15ZM40 192H41V191H40ZM40 192H39V193H40ZM75 192H76V191H75ZM122 192H124V191H122ZM130 192H131V191H130ZM197 192H199V190H198ZM220 192H221V191H220ZM222 192H223V191H222ZM226 192H227V195H228V191H226ZM236 192H237V191H236ZM236 192H234V193H236ZM39 193H38V194H39ZM82 193H83V192H82ZM87 193H86V195H87ZM178 193H179V192H178ZM199 193H200V192H199ZM232 193H233V191H232ZM259 193H260V192H259ZM259 193H258V194H259ZM8 194H9V192H8ZM27 194H28V193H27ZM32 194H33V192H32ZM36 194H37V193H35V196H37ZM52 194H53V193H52ZM71 194H73V193H71ZM130 194H131V193H130ZM130 194H128V195H130ZM194 194H195V193H194ZM224 194H225V193H224ZM5 195H6V194H4V196H5ZM46 195H47V194H46ZM61 195H62V194H61ZM78 195H79V194H78ZM88 195H89V194H88ZM177 195H178V194H177ZM227 195H226V197H227ZM48 196H49V194H48ZM121 196H122V195H121ZM124 196H125V195H124ZM195 196H196V195H195ZM224 196H225V195H224ZM228 196H229V195H228ZM241 196H244V195H241ZM250 196H251V195H250ZM263 196H264V195H263ZM29 197H30V196H29ZM107 197H108V195H107ZM130 197H132V196L130 195ZM150 197H151V196H150ZM178 197H179V196H178ZM199 197H200V196H199ZM217 197H218V196H217ZM226 197H225V201L227 202ZM251 197H252V196H251ZM21 198H22V197H21ZM26 198H27V197H26ZM68 198H69V197H68ZM68 198H67V199H68ZM127 198H128V197H127ZM133 198H134V197H133ZM176 198H177V197H176ZM200 198H201V197H200ZM257 198H258V197H257ZM22 199H23V198H22ZM36 199H38V197H37ZM46 199H47V198H46ZM53 199H54V198H53ZM56 199H57V198H56ZM56 199H55V200H56ZM151 199H152V198H151ZM195 199H196V198H195ZM218 199H219V198H218ZM234 199H235V197H234ZM251 199H252V198H251ZM255 199H256V198H255ZM142 200H143V199H142ZM177 200H178V199H177ZM187 200H188V199H187ZM187 200H186V201H187ZM231 200H232V199H231ZM246 200H247V199H245V202H246ZM248 200H249V199H248ZM73 201H74V199H73ZM233 201H234V200H233ZM250 201H251V200H250ZM257 201H258V199H257ZM6 202H7V201H6ZM22 202H23V201H22ZM24 202H25V200H24ZM174 202H175V201H174ZM174 202H173V203H174ZM218 202H219V201H218ZM247 202H248V201H247ZM247 202H246V203H247ZM13 203H15V202H13ZM27 203H28V201H27ZM122 203H123V202H122ZM220 203H221V202H220ZM232 203H233V202H232ZM243 203H244V201H243ZM246 203H245V204H246ZM249 203H250V202H249ZM2 204H3V203H2ZM17 204H18V203H17ZM199 204H200V203H199ZM226 204H227V203H226ZM226 204H225V205H226ZM228 204H229V203H228ZM235 204L238 205L237 203H235ZM6 205H7V204H6ZM23 205H24V204H23ZM29 205H30V208H32V203H31L30 201H29ZM153 205H154V204H153ZM153 205H152V206H153ZM220 205H221V204H220ZM229 205H230V204H229ZM236 205H235V206H236ZM10 206H11V205H10ZM40 206H42V205H40ZM40 206H39V207H40ZM146 206H147V205H146ZM200 206H201V205H200ZM200 206H199V207H200ZM49 207H50V206H49ZM215 207H216V206H215ZM219 207H220V206H219ZM236 207H237V206H236ZM23 208H24V207H23ZM40 208H41V207H40ZM68 208H69V206H68ZM68 208L66 209L67 211H68ZM142 208H143V207H142ZM222 208H223V207H222ZM230 208H231V207H230ZM243 208H244V207H243ZM33 209H34V208H33ZM129 209H130V208H129ZM144 209H145V208H143V210H144ZM218 209H219V208H218ZM236 209H237V208H236ZM16 210H17V208H16ZM29 210H30V209H29ZM38 210H40V213H39V214H41V209H38ZM51 210H52V209H51ZM71 210H72V209H71ZM73 210H74V209H73ZM234 210H235V208H234ZM243 210H245V209H243ZM64 211H65V210H64ZM144 211H147V210H144ZM144 211H143V213H145ZM149 211H150V210H149ZM159 211H161V210H159ZM212 211H213V210H212ZM237 211H238V210H237ZM240 211H241V210H240ZM6 212H8V211H6ZM11 212H13L12 209H11L10 213H11ZM59 212H61V211H59ZM69 212H70V211H69ZM72 212L74 213L75 211H72ZM76 212H78V211H76ZM108 212H109V211H108ZM139 212H140V211H139ZM147 212H148V211H147ZM221 212H223V211H221ZM226 212H228V211H226ZM244 212H245V211H244ZM1 213H2V212H1ZM32 213H33V212H32ZM45 213H46V212H45ZM110 213H111V212H110ZM134 213H135V212H134ZM2 214H3V213H2ZM17 214H18V213H17ZM37 214H38V212H37ZM122 214H123V213H122ZM155 214H156V213H155ZM209 214H210V213H209ZM249 214H250V213H249ZM12 215H14V214H12ZM12 215H11V216H12ZM54 215H55V214H54ZM62 215H63V214H62ZM62 215H61V216H62ZM136 215H137V214H136ZM142 215H144V214H142ZM148 215H149V214H148ZM148 215H147V216H148ZM157 215H158V214H157ZM222 215H223V214H222ZM224 215H225V214H224ZM11 216L9 215V217H11ZM16 216H19V215H16ZM16 216H15V217H16ZM51 216H52V215H51ZM57 216H58V215H57ZM219 216H220V215H219ZM228 216H229V214H228ZM228 216L226 215V217H228ZM19 217H20V216H19ZM38 217H39V216H38ZM38 217H37V218H38ZM54 217H55V216H54ZM134 217H135V216H134ZM144 217H146V216H144ZM251 217H252V214H251ZM251 217H250V218H251ZM0 218H1V217H0ZM16 218H17V217H16ZM39 218L41 219V216H40ZM58 218H59V216H58ZM58 218H57V219H58ZM60 218H61V217H60ZM81 218H82V217H81ZM118 218H119V217H118ZM121 218H122V217H121ZM125 218H126V217H125ZM263 218H264V217H263ZM76 219H77V217H76ZM79 219H80V218H79ZM143 219H144V218H143ZM151 219H152V218H151ZM151 219H150V222H151ZM153 219H154V218H153ZM153 219H152V221H153ZM232 219H233V218H232ZM17 220H18V218H17ZM21 220H23V219H21ZM27 220H28V219H27ZM27 220H26V221L24 220V221H25V222H28ZM29 220H30V219H29ZM42 220H43V219H42ZM44 220H45V219H44ZM72 220H74V219H72ZM91 220H92V219H91ZM127 220H128V219H127ZM145 220H146V219H145ZM147 220H148V219H147ZM154 220H155V219H154ZM224 220H225V219H224ZM244 220L246 221V219H244ZM1 221H2V220H1ZM1 221H0V222H1ZM5 221H6V220H5ZM12 221H13V220H12ZM12 221H11V222H12ZM18 221H19V220H18ZM46 221H47V219H46ZM55 221H56V220H55ZM60 221H61V220H60ZM94 221H95V220H94ZM130 221H131V219H130ZM232 221H233V220H232ZM250 221H251V220H250ZM250 221H249V222H250ZM15 222H16V221H15ZM19 222H20V221H19ZM22 222H23V221H22ZM33 222H34V220H33ZM33 222H32V223H33ZM36 222H37V220H36ZM153 222H154V221H153ZM153 222H151V223H153ZM230 222H231V221H230ZM256 222H257V221H256ZM28 223H29V222H28ZM28 223H26V225H27ZM39 223H41V222H39ZM47 223L50 224L48 221L46 222V224H47ZM72 223H73V222H72ZM131 223H133V222H131ZM131 223H130V224H131ZM231 223H232V222H231ZM5 224H6V223H5ZM7 224H8V222H7ZM24 224H25V223H24ZM30 224H31V222H30ZM30 224H28V225H30ZM79 224H80V223H79ZM234 224H236V223H234ZM259 224H260V223H259ZM39 225H41V224H39ZM112 225H113V224H112ZM53 226H54V225H53ZM103 226H104V225H103ZM125 226H126V225H125ZM209 226H210V225H209ZM260 226H261V225H260ZM4 227H6V226H4ZM16 227H17V226H16ZM23 227H25V226H23ZM31 227H32V225H31ZM40 227H42V226H39V228H40ZM66 227H67V226H66ZM87 227H88V226H87ZM114 227H116V226H114ZM148 227H149V226H148ZM148 227H147V228H148ZM219 227H220V226H219ZM246 227H247V226H246ZM248 227H249V225H248ZM19 228H20V226H19ZM43 228H44V227H42V229H43ZM77 228H78V226H77ZM79 228H80V226H79ZM79 228H78V229H79ZM83 228H84V227H83ZM142 228H143V227H142ZM142 228H141V229H142ZM209 228H210V227H209ZM0 229H1V228H0ZM32 229H33V228H32ZM80 229H82V227H81ZM98 229H99V228H98ZM128 229H129V228H128ZM148 229H149V228H148ZM220 229H221V228H220ZM24 230H25V229H24ZM36 230H37V228H36ZM75 230H76V229H75ZM75 230H74V232H75ZM95 230H96V229H95ZM112 230H113V229H112ZM112 230H111V231H112ZM116 230H117V229H116ZM149 230H150V229H149ZM163 230H164V229H163ZM209 230H210V229H209ZM5 231H6V230H5ZM8 231H9V230H8ZM44 231H45V230H44ZM71 231H72V230H71ZM144 231H145V229H144ZM146 231H147V230H146ZM6 232H7V231H6ZM39 232H41V231L39 230ZM53 232H54V231H53ZM72 232H73V231H72ZM72 232L70 233V234H71V237H72ZM74 232H73V233H74ZM83 232H84V231H83ZM89 232H90V231H89ZM89 232H87V233H89ZM94 232H95V231H94ZM108 232H109V230H108ZM163 232H164V231H163ZM8 233H9V232H8ZM13 233H14V232H13ZM26 233H27V232H26ZM30 233H31V231H30ZM30 233H29V235H32V234H33V231H32L31 234H30ZM37 233H38V232H37ZM75 233H76V232H75ZM84 233H85V232H84ZM123 233H124V232H123ZM142 233H143V232H142ZM145 233L148 234L149 232H148V233L145 232ZM160 233H161V232H160ZM0 234H1V232H0ZM41 234H42V233H41ZM45 234H46V233H45ZM68 234H69V232H68ZM76 234H77V233H76ZM85 234H86V233H85ZM110 234H111V233H110ZM121 234H122V233H121ZM225 234H226V232H225ZM12 235H13V234H12ZM12 235H11V236H12ZM22 235H23V234H22ZM29 235H28V236H29ZM36 235H38V234H36ZM81 235H82V234H81ZM105 235H108V234L106 233ZM123 235H124V234H123ZM159 235H160V234H159ZM162 235H164V234H162ZM206 235H207V234H206ZM206 235H205V237H206ZM1 236H2V234H1ZM34 236H35V235H34ZM34 236H33V238H34ZM38 236H39V235H38ZM38 236H37V237H38ZM64 236H65V235H64ZM86 236H87V234H86ZM132 236H133V235H132ZM149 236H150V235H149ZM155 236H156V235H155ZM215 236H216V235H215ZM8 237H9V235H8ZM16 237H17V236H16ZM16 237H15V239H18V238H16ZM51 237H52V236H51ZM68 237H69V236H68ZM74 237H75V236H74ZM81 237H82V236H81ZM113 237H115V236H113ZM123 237H125V236H123ZM146 237H147V236H146ZM23 238H25V237H23ZM23 238H22V239H23ZM33 238H32V239H33ZM38 238H40V236H39ZM53 238H54V236H53ZM100 238H101V237H100ZM148 238H149V237H148ZM148 238H147V239H148ZM162 238H163V236H162ZM162 238H161V239H162ZM0 239H1V238H0ZM5 239H6V238H5ZM13 239H14V236H13ZM13 239H12L11 241H13ZM22 239H21V241H22ZM30 239H31V238H30ZM30 239H28V240H30ZM63 239H64V238H63ZM154 239H155V238H154ZM1 240H2V239H1ZM3 240H4V239H3ZM3 240H2V241H3ZM6 240H7V239H6ZM6 240H5V243H6ZM8 240H9V239H8ZM8 240H7V241H8ZM18 240H19V239H18ZM18 240H16V241H18ZM26 240H27V239H26ZM28 240H27V241H28ZM33 240H34V239H33ZM50 240H51V239H50ZM102 240H103V238H102ZM104 240H105V239H104ZM114 240H115V239H114ZM252 240H253V239H252ZM255 240H256V239H255ZM2 241H1V242H2ZM11 241H10V242H11ZM31 241H32V240H31ZM31 241H30V242H31ZM35 241H36V242H39V241H37V240H35ZM35 241H34V242H35ZM54 241H55V240H53V242H54ZM81 241H82V240H81ZM125 241H126V240H125ZM141 241H142V240H141ZM146 241H147V240H146ZM263 241H264V240H263ZM10 242L8 241V243H10ZM19 242H20V240H19ZM41 242H42V241H41ZM64 242H65V240H64ZM95 242H96V241H95ZM109 242H110V240H109ZM152 242H153V244H155V243H154V240H152ZM158 242H160V241H158ZM260 242H261V241H260ZM2 243H3V242H2ZM14 243H15V241H14ZM14 243H13V244H14ZM24 243H25V242H24ZM39 243H40V242H39ZM49 243H50V242H49ZM10 244H11V243H10ZM26 244H27V242H26ZM60 244H61V243H60ZM60 244H59V245H60ZM62 244H63V242H62ZM69 244H70V243H69ZM101 244H102V243H101ZM119 244H120V243H119ZM2 245H3V244H2ZM4 245H5V244H4ZM6 245L8 246L7 243H6ZM31 245H32V244H31ZM41 245H42V244H41ZM48 245H49V244H48ZM98 245H99V244H98ZM155 245H156V244H155ZM189 245H190V244H189ZM255 245H256V244H255ZM0 246H1V244H0ZM18 246H19V245H18ZM29 246H30V245H29ZM29 246H28V244H27V248H28ZM33 246H34V244H33ZM82 246H83V245H82ZM259 246H260V245H259ZM2 247H3V246H2ZM8 247H10V246H8ZM8 247H7L6 249H8ZM11 247H14V246L11 245ZM31 247H32V246H31ZM31 247H30V248H31ZM39 247H40V246H39ZM41 247H42V246H41ZM64 247H65V245H64ZM154 247H156V246H154ZM158 247H159V246H158ZM252 247H253V246H252ZM4 248H5V246H4ZM4 248H2V249L0 248V249H1L2 251H3V250L6 251V249H4ZM27 248H26V249H27ZM34 248H35V247H34ZM42 248H43V247H42ZM53 248H55L54 245H53ZM87 248H88V247H87ZM173 248H174V247H173ZM11 249H12V248H11ZM13 249H14V248H13ZM13 249H12V250H13ZM66 249H67V248H66ZM66 249H65V250H66ZM89 249H90V248H89ZM110 249H111V248H110ZM158 249L161 250L160 247H159ZM251 249H252V248H251ZM12 250L10 251V253H12ZM27 250H29V249H27ZM30 250H31V249H30ZM33 250H34V249H33ZM152 250H153V249H152ZM155 250H156V249H155ZM159 250H158V251H159ZM245 250H246V249H245ZM2 251H1V252H2ZM5 251H4V253H8V252H5ZM7 251H8V250H7ZM31 251H32V250H31ZM66 251H67V250H66ZM89 251H90V250H89ZM248 251H249V250H248ZM252 251H253V249H252ZM26 252H27V251H26ZM35 252H36V250L32 251V253H35ZM53 252H55V249L52 250V253H53ZM62 252H63V251H62ZM245 252H246V251H245ZM4 253H2L3 255L0 254V256L5 257V256H4ZM29 253H30V252H29ZM32 253H31V254H32ZM48 253H49V252H48ZM64 253H65V252H64ZM69 253H70V252H69ZM69 253H68V255H69ZM18 254H19V253H18ZM53 254H55V253H53ZM65 254H66V253H65ZM165 254H166V253H165ZM6 255H7V254H6ZM91 255H92V254H91ZM99 255H100V254H99ZM145 255H146V254H145ZM151 255H152V254H151ZM158 255H160V254H158ZM245 255H246V254H245ZM11 256H12V255L10 254V258H11ZM47 256H48V255H47ZM60 256H61V255H60ZM62 256H63V255H62ZM85 256H86V255H85ZM3 257H2V258H3ZM7 257H8V256H6V258H7ZM12 257H15V256L13 255ZM34 257H35V256H34ZM91 257H92V256H91ZM2 258H0V259H2ZM6 258H3V259L6 260ZM29 258H30V257H29ZM46 258H47V257H46ZM64 258H65V257H64ZM77 258H78V257H77ZM131 258H132V257H131ZM154 258H155V256H154ZM17 259H18V258H17ZM17 259H16V260H17ZM47 259H48V258H47ZM51 259H52V258H51ZM75 259H76V258H75ZM8 260H9V259H8ZM66 260H68V259H66ZM93 260H94V259H93ZM12 261H13V260L10 259L9 263L11 262V264H12ZM51 261H52V260H51ZM51 261H50V262H51ZM68 261H69V260H68ZM68 261H66V262H68ZM96 261H97V260H96ZM101 261H102V260H101ZM0 262H1V260H0ZM6 262H7V260H6ZM6 262H5V263H6ZM15 262H17V261H15ZM71 262H72V260H71ZM73 262H74V261H73ZM93 262H95V261H93ZM156 262H157V260H156ZM261 262H262V261H261ZM13 263H14V262H13ZM20 263H21V262H20ZM60 263H61V262H60ZM2 264H4V261L2 262ZM22 264H23V263H22ZM24 264H27V263H24ZM46 264H47V263H46ZM50 264H51V263H50ZM150 264H151V263H150Z\"/></svg>", "mask_w": 264, "mask_h": 264}]
</instances>
